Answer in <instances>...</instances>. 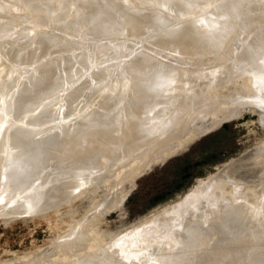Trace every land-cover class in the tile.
I'll use <instances>...</instances> for the list:
<instances>
[{"label": "bare ground", "instance_id": "obj_1", "mask_svg": "<svg viewBox=\"0 0 264 264\" xmlns=\"http://www.w3.org/2000/svg\"><path fill=\"white\" fill-rule=\"evenodd\" d=\"M10 0H0V10H2V11H0L1 12V14H0V17H1V15H3L2 14V12H4L5 14L4 15H6V13H7V15L9 14L8 12H5V11H3V10H5V9H7V10H10L9 8H7L8 7V5H15L14 3L12 4V2H13V0H12V2H11V4H10V2H9ZM21 1V2H20ZM32 1L34 2V3H32ZM36 1V2H35ZM55 1V0H54ZM64 1V0H63ZM65 1H67V0H65ZM65 1L63 2V3H61V1L59 0V3H57L56 2V4H59V5H65L64 3H65ZM79 1V0H78ZM78 1H77V3H78ZM81 1V0H80ZM143 1V0H142ZM142 1H140V2H142ZM145 2H146V4L148 3L149 5L151 4V6H155V7H150V8H152L151 10L149 9V7L147 8V6H146V8H144V10H150L151 11V14H149L148 16L149 17H147V18H145V19H147V20H143V18L140 16V18H138V15H140L139 13H138V15L137 14H135V13H137V12H140V11H143L144 12V10H142V8H140V9H138L137 10V8H135V5H137L138 7L139 6H141V5H144L145 6V4H140V2H139V0L137 1L136 0V2H135V0H82L81 1V3H79V5L78 6H76V8H74V9H72V7H74V5H76L77 3L75 2V0L74 1H72V2H75V4L74 3H69V4H67V6L65 7V9H68L71 5L70 4H72V6L70 7L71 8V10H77V11H75V12H77V14L75 13V12H73V11H71V10H67L70 14H72V15H75L74 16V18H73V20L70 22V23H72V27H74L75 26V24H76V26L77 25H82V23L84 24V26L82 27V28H84V27H86L87 29H85L84 30V32L83 33H85L86 32V30H88V29H95V30H97V32H99V33H101L100 35H98V36H100V38H98L99 39V41H102V40H104V39H106L105 37H104V39H103V37H102V35H104V36H106L107 37V40H106V42L108 41V39L109 38H111L112 39V37L114 36V38H113V40H117V43H118V41H119V39H121L120 37L121 36H119L118 37V35H123L125 38H126V40H134V41H136L135 42V44L136 43H140V46H139V44L137 45H135V47L132 45L131 47H134V48H139L140 47V49L141 50H139V52L141 51V54L143 53V50H149V52H146L145 51V54H142V57H144V55H145V58H143L142 60H140V58H142V57H140V58H138L139 57V55L141 56V54L140 53H134L135 54V56H133V57H135V59L136 58H138V60H140V61H143V62H145L144 61V59H149V58H146V56L148 55H150V57H153V55L155 54V53H159V52H155L154 54H153V52L154 51H152V50H155L156 48L155 47H157V49H156V51L159 49H161L162 47H164L163 49L164 50H160V51H167V52H169L170 50H172V52L174 53V52H177V51H179V52H185V54L187 53V55L185 56V58L186 57H190V58H194L193 56L194 55H191V54H194V53H204L205 51H207V50H209V52H210V54H208L207 52H205V54H207L208 56L209 55H212V57H209V59L210 58H212V59H214V60H210L211 62L213 61H215L214 63L212 62H209V63H211V64H214L213 65V68H211L212 67V65H210L208 62H206L207 64H209V66L210 67H208L207 66V64H206V66L204 65V69H205V67L207 68H211L210 70H212L210 73H212L211 74V76L213 77V80L215 81V82H213V84L211 83L213 80L211 79L210 81H208V79H210L211 77H210V75H209V77L208 78H206L207 77V75H206V77H205V79H207V82H205V83H208V82H210V83H208V84H211V85H207V84H204L205 85V87H203V88H209V92L211 91V89H210V86H212V87H214L215 89H212L213 91L215 90V92H217L218 93V95L219 94H224V95H226V97L224 98V99H222V98H220V97H218L217 96V98H216V96L215 95H213V93H212V95H210V94H208L207 92H205L204 91V93L206 94L205 96H203L204 95V93H202V91L200 92L199 90H197L196 91V89L194 88V87H192L191 86V88H186V89H190V91H191V93L189 92V94L192 96V93L194 92H192V90H193V88L195 89V91L196 92H200L201 93V96L199 95V94H197V93H194V94H197L198 96H195V97H199V98H202V96H203V100L204 101H202L201 99H200V101L198 100V102L197 103H199L200 105L199 106H204L205 105V100L207 101L206 103V105H208L207 106V110H208V108L209 107H212L213 106V103H215V100L213 101V102H211L212 100H213V97H215L217 100L216 101H218L216 104H214L215 106H213L214 108H216V107H218V106H220V105H226L227 107H228V109H229V107H232V109H233V105L235 104V106H237L238 104H236V103H242L244 100L246 101V100H248L250 103V105H252L253 103V105H255V103H256V105L255 106H261V107H259V108H262V109H264V0H255V2L253 1V3H251V0H225L223 3L221 2V1H223V0H219V2H220V4H218L219 2H217L216 0H192V3H193V6H196V4H198V9H199V4H201L200 6V10H199V12L200 11H203V9H202V6L204 7V9L206 10V9H208L207 11H205V12H203V14L200 16V15H198V14H195L193 17L191 16V19H194V18H196L195 16L197 15L198 17L200 16V19L201 20H203L202 22H204L203 24L201 23V21L199 22V20L197 19V24H200L199 26L198 25H196V27H193V29L192 30H190L188 27H189V25H194L193 23H191V24H189V23H187L186 22V25L187 24H189L188 26H186L185 25V22L184 21H188V19H184L183 21H179L180 20V17L178 16V15H176L177 17H175V15H174V13H173V11H171V10H178V11H180L179 9L180 8H184L185 10L187 9V8H189V7H187V5H190L191 4V0L189 1V0H185V2L186 1H188V4L185 6V4L187 3H185V4H183L182 6H184V7H181V4H180V2H179V0H144ZM144 1H143V3H144ZM183 0H181V2H182ZM231 1V2H230ZM9 2V3H8ZM14 2H16V1H14ZM17 2L18 3H16V4H21V5H23L22 4V2L24 3V2H26L29 6L28 7H30L31 9H34L33 7V5L35 4L36 6H35V8L36 9H34V14H36L37 15V12L39 13L40 11V13L41 14H43V13H45V12H47L48 11V7H47V5L51 8L53 5L52 4H54V3H50V2H53L52 0H17ZM135 2V5L133 4ZM178 2H179V5L180 6H178ZM190 2V3H189ZM257 2V3H256ZM26 3H25V6H26ZM37 3H43L42 4V6H44L45 5V8L46 9H44L45 11L43 12L42 10V8H41V4L40 5H38ZM67 3V2H66ZM136 3H139V4H136ZM183 3V2H182ZM221 3H222V6H221ZM224 3H226V6H228L227 4H230L228 7H226L225 9H227V8H232V6H233V8L236 10L237 8V11H236V13L238 12V14H236L237 15V17L239 16L240 17V15L239 14H242L241 15V18H243V20L245 19V18H247L248 19V23L247 24H245V26H246V28H244L243 26H242V22L241 21H243V20H241V18H239V20L240 21H238L237 19H236V17L234 18V16H236V15H233V18L235 19V23H234V21H233V25L234 24H236V26H235V28L234 29H237V31H238V28H240V26H242L240 29H241V31L239 30L238 32V34H237V31L236 30H230V29H228L227 27H229L230 26V24L232 23H230V21L232 20L231 18L232 17H230V18H227L226 17V19L227 20H225L224 19V21H226V22H228L229 20L228 19H230V21L228 22V24H223L220 20H219V18H224L223 16L224 15H222V14H224L225 12L224 11H220V7H221V9H222V7H223V10H224ZM255 3V5L257 6H253L252 4H254ZM74 4V5H73ZM92 4V6H94L93 8L95 9L94 11L95 12H93L92 13V6L90 7L91 8V10H90V8H89V6ZM147 4V5H148ZM51 5V6H50ZM88 5V6H87ZM131 5V7H133V8H135L136 10H132L131 11V9L129 10V9H127V7L128 6H130ZM133 5V6H132ZM148 5V6H149ZM24 6V5H23ZM22 6V7H23ZM25 6H24V8H25ZM125 6H127V7H125ZM9 7H11L12 8V6H9ZM37 7H39L40 9H38ZM54 7V6H53ZM68 7V8H67ZM77 7H78V9H77ZM125 7V8H124ZM191 8H190V12H191V14H193V12H194V9H193V12L191 11L192 10V5L190 6ZM30 8H27V6H26V11L27 12H31V10H30ZM44 8V7H43ZM59 8V7H58ZM58 8H56V6H55V9H57L58 10ZM60 8H62V7H60ZM59 8V9H60ZM196 8H197V6H196ZM231 9V10H233V11H235L234 9ZM254 8H256V9H254ZM257 8H258V10H259V12L260 13H255L256 11H257ZM24 9V10H25ZM27 9H29V10H27ZM42 9V10H41ZM54 9V8H53ZM55 9H54V13L56 14V12H58L57 10L55 11ZM64 9V10H65ZM126 9L128 10V11H126ZM154 9V10H153ZM35 10L37 11V10H39V11H37V12H35ZM47 10V11H46ZM50 10H52V8L50 9ZM49 10V11H50ZM126 12H129V11H131L130 13H128L130 16H129V19H128V16H125V15H128V14H126L125 13V11ZM149 10H148V12H149ZM229 11L230 13L232 12L233 14H235L233 11ZM256 10V11H255ZM48 11V12H49ZM72 13H71V12ZM124 11V12H123ZM134 11H136L135 13H134ZM153 11V12H152ZM177 11V12H178ZM183 11V10H182ZM188 11V12H189ZM10 12V11H9ZM29 12V13H30ZM47 12V13H48ZM60 12H61V14H63L62 16H65V15H67L68 13H66L65 15H64V13L65 12H63L62 13V11H61V9L59 10V14H58V17L56 16V18H59L60 16H61V14H60ZM133 12V14H135L136 15V17L134 16V17H132V18H130L131 17V13ZM146 12V11H145ZM144 12V13H145ZM173 14H172V13ZM186 12H187V10H186ZM195 12H197V10L195 9ZM258 12V11H257ZM46 13V14H47ZM49 13H51V11L49 12ZM74 13V14H73ZM140 13H142V12H140ZM147 13V12H146ZM150 13V12H149ZM176 13V12H175ZM179 13V12H178ZM201 13V12H200ZM31 14H32V17H34V18H36V16L34 15L33 16V12H31ZM31 14H30V17H31ZM41 14H39V15H41ZM54 14V15H55ZM143 14V13H142ZM148 14V13H147ZM188 13H185V11H183L182 12V14L181 15H184L185 17H186V15H187ZM190 14V13H189ZM251 14H253V15H251ZM4 15L2 16V19L3 18H5L4 17ZM10 15V14H9ZM39 15H37V16H39ZM48 15V14H47ZM47 15H45L47 18H48V16L49 15H53V13H51V14H49L48 16ZM60 15V16H59ZM96 15V16H95ZM144 15V14H143ZM146 15V14H145ZM174 15V16H173ZM179 15H180V13H179ZM180 15V16H181ZM221 15V16H220ZM231 15V14H230ZM247 17H246V16ZM43 16H44V14H43ZM61 16V17H62ZM133 16V15H132ZM250 17V19H249V17ZM252 16V17H251ZM7 17H11V16H7ZM13 17V16H12ZM31 17V18H32ZM41 17V16H40ZM51 17V18H50ZM69 17H70V20L72 19V17L71 16H69L68 15V18H66L65 19V17H63L65 20H62V19H58V21H57V19L54 17L53 18V23H54V20L56 19V21L57 22H59L58 24H60L62 21H67L68 22V20H69ZM99 17V18H98ZM127 17V18H126ZM143 17H145V16H143ZM179 17V18H178ZM188 17V16H187ZM201 17H203V18H201ZM245 17V18H244ZM9 18H8V20H9ZM31 18H29L30 20H32ZM46 18V20H50V19H52V16H49V19H47ZM142 18V19H141ZM2 19H0V23H2L1 22V20ZM12 19V18H11ZM10 19V20H11ZM15 19V18H14ZM13 19V20H14ZM38 19V18H37ZM44 19H45V17H44ZM43 19V17L39 20V22L42 20H44ZM99 19V20H98ZM101 19V20H100ZM103 19V20H102ZM4 20H7V18L6 19H4ZM9 20V21H10ZM36 20V19H35ZM35 20H34V22H35ZM45 20V21H46ZM60 20H62V21H60ZM98 20V21H97ZM195 20V19H194ZM193 20V21H194ZM250 20V21H249ZM12 21V20H11ZM16 21V20H15ZM15 21H12V22H14L15 23ZM29 21V20H28ZM51 22H52V20H50ZM101 23H100V22ZM179 21V22H178ZM190 21V20H189ZM238 21V22H237ZM244 21H246V19L244 20ZM30 22V25H29V27H31V26H33L35 23L33 22V20H32V22L31 21H29ZM38 22V21H37ZM38 22V24H39V26H41L42 24L41 23H39ZM44 22V21H43ZM50 23L49 21H46L45 23ZM57 22H55L56 24H57ZM67 22H63L64 24L66 23V26L68 25L67 24ZM250 22V23H249ZM5 22L3 21V24H4ZM9 23V22H8ZM8 23H5L6 25H9ZM18 23H19V21H18ZM20 23H22V22H20ZM19 23V24H20ZM32 23V24H31ZM44 23V24H45ZM77 23H79V24H77ZM81 23V24H80ZM177 23H179V26H180V24L182 25V23H183V27L186 29H188V30H190V31H188V32H190V34L187 36V33L186 32H184V33H186V36L185 35H180V36H178L179 35V33L182 31V34H184L183 33V31H184V28L182 27V29H181V31L179 30L180 28H178V25H177ZM238 23H240L241 25H237ZM245 23V22H244ZM12 24V23H11ZM11 24L9 25V26H11ZM19 24H12V26H14V27H12L13 28V30H15V32L17 31L15 28L16 27H19ZM24 24V23H23ZM26 24V23H25ZM24 24V25H25ZM37 24V23H36ZM41 24V25H40ZM43 24V25H44ZM248 24H249V26H248ZM5 25V26H6ZM15 25H18V26H15ZM21 26H23L24 27V25H22V24H20ZM26 25H28V23L26 24ZM43 25H42V27H39L41 30H42V28L44 29V27H43ZM46 25V24H45ZM49 25V24H48ZM50 25H51V23H50ZM62 25V26H61ZM60 26L61 27H63L64 29H66L67 27L64 25L63 26V24H61ZM177 25V26H176ZM226 25H227V27H226ZM1 26L2 27H4L2 24H1ZM36 25H34L33 27H35ZM52 26H55L54 24L52 25ZM57 26H58V28H59V33H60V31H62V30H60V26L59 25H56L54 28H55V36H53V33L50 35V37H49V33H46V31H45V33L48 35V38H46V41L48 40H50V41H52L51 39H49V38H52L53 40H58L59 39V37H63L65 40L67 39V38H69V36L70 35H72V33L73 32H71L70 30H72V29H70V28H72V27H70V24H69V29L67 28L66 30H68V31H70L71 32V34H69V33H66V31H65V33H64V31L63 32H61V33H63V34H65V35H61V34H59V36H56V34L58 33V31H56V30H58L57 29ZM79 26H77L75 29H77ZM7 27V26H6ZM10 27V28H11ZM23 27H21L22 29H23ZM26 27V26H25ZM66 27V28H65ZM191 27V26H190ZM231 27V26H230ZM229 27V28H230ZM7 28H9V27H7ZM11 28V29H12ZM37 28V30L38 31H36V30H34V29H36ZM36 28H28L27 29V27L25 28L27 31L29 30V32H27V34L29 35V36H31L32 35V33L33 32H37V33H39V28L38 27H36ZM63 28H61V29H63ZM81 28V26L79 27V29ZM4 29H6V28H4ZM30 29H32V30H30ZM63 29V30H64ZM74 29V28H73ZM74 29V30H75ZM226 29H228V30H226ZM1 31H2V28L0 29ZM8 30V29H7ZM12 30V31H13ZM18 30L20 31V29L18 28ZM26 30H23L24 32L26 31ZM83 30V29H82ZM82 30H81V33H82ZM94 30V31H95ZM126 30H129L128 32H129V34H128V32H126ZM9 31V30H8ZM23 31H20V33L21 32H23ZM30 31H32V33H30ZM67 31V32H68ZM73 31V30H72ZM93 31V30H92ZM123 31H125V34H124V32ZM180 31V32H179ZM191 31H193L194 33H197V35H199L200 34V36H199V38L198 37H195L196 35H194L193 36V38L195 37V39L196 38H198V39H200L201 38V32H204L205 33V37H207V39L204 41V39L203 38H205L204 36H202L203 38H201V40H203V43L201 42V43H199V41H201V40H199L198 41V43L199 44H201V45H199L198 46V43L197 42H195L194 44H192V40L191 41H189V40H186V41H184V42H182L185 38H189L190 36H191V33L192 34H194L193 32H191ZM229 31H236V35L234 36V34H233V36L234 37H232V39H233V45H231V41L229 40V38L231 39V36L228 38V45L230 46H228V48H226V47H223L224 46V42H225V40H226V45H227V39H226V37H227V35H228V32ZM23 32V33H24ZM57 32V33H56ZM247 32V34H249L250 35V33L252 32V34H253V32L255 33V36L254 35H252V37H250L252 40H250V38H249V42L247 41V39H248V36H247V38H246V41H245V35H244V33H246ZM2 33V32H1ZM4 33H8L7 31H5ZM4 33H2V35L4 34ZM14 33V32H13ZM16 33H18V31L16 32ZM15 33V34H16ZM26 33V32H25ZM41 33V32H40ZM39 33V34H40ZM79 33V32H78ZM78 33H76V34H78ZM87 33H89L88 34V36H86V37H90L89 35H90V33L92 34V36H94L93 34H95L96 32H91V31H87ZM98 33V34H99ZM199 33V34H198ZM10 34H11V32H10ZM22 34V33H21ZM42 34V33H41ZM41 34H40V36H41ZM44 35V36H41V38L39 37V39H41V40H38L39 41V46L41 45V47L42 46H44V45H42V44H40V41L41 42H43L44 41V37H46L47 35ZM75 34V32L73 33V35ZM127 34H128V36H131V37H129V38H132V39H127ZM229 34L230 35H232L230 32H229ZM2 35H0V36H2ZM5 35V34H4ZM3 35V36H4ZM12 35H14V34H12ZM22 35H25V34H22ZM21 35V36H22ZM28 35H26V37L28 36ZM35 35H38V34H34L33 33V36L35 37ZM43 35V34H42ZM58 35V34H57ZM61 35V36H60ZM68 37H67V36ZM84 35H86V33L84 34ZM127 37H126V36ZM6 37H4V39H8V37H10V36H8V35H5ZM33 36H31V37H33ZM75 36H78V35H74V38L75 39H77V40H75L74 42H75V44H76V46L77 47H79V49L77 50V49H70L69 48V45H71V46H74L73 44V42H71L72 44H69V42H70V38H72V37H70L69 38V42H68V51L67 52H69V51H71V55L69 54V53H67L66 52V49H65V51H64V49H62V46H61V44L63 45L64 43H62V37L60 38L61 39V41H60V39H59V41L61 42L60 44L58 43V41H57V43L55 42V41H53V42H55L54 44H55V47H53L52 45H50L51 44V42L48 44V45H45L46 47L48 46H50V50H53V48L54 49H56L57 47H61L60 48V50L62 49L65 53H67V54H69V55H67V54H65L64 52V54L66 55V57L67 56H69L68 58H73V59H71L70 61H71V64L69 63V64H67L66 62H70L69 60H68V58H67V60L68 61H66V57H64L63 55H62V50H61V52L59 53L58 51H60V50H58L57 49V52H54L55 50H53V52L56 54V56L58 55V54H60V55H62V56H59V57H61V59L60 60H63V63H62V61H56L59 65L57 66V64H56V67L54 66V63H52V62H55V61H53L54 60V58L56 57H54L53 58V60H51V61H49L51 58H52V56H50V55H53L54 53L52 52V53H50V52H48V49L49 48H47V49H45V51H47L48 53H49V55L47 54V56L49 57V59H48V57L46 56V54L44 53L45 51L43 50V54L40 52L41 51V49L38 51V53L40 54L41 53V55H45L46 57H47V59H46V57H45V59L43 58V56H41V55H39V57H42V58H40V61H42L41 63L42 64H40V62H39V59H38V61H36V62H33L32 63V65L30 66V72H31V74H33L32 76V78H31V81L29 80L30 78H28V79H26L27 77H30V75H28V73H30L28 70L29 69H26V67L27 66H23V64H25L26 63V65H28L27 64V62H30L31 60H33L34 61V59L36 58V57H38L37 56V54L38 53H36L37 52V50H35L36 49V47H35V49L33 48L34 46H38V44L36 43V39L33 37V39H35V40H33V41H35V44H37V45H34L33 43H32V45H30L29 44V46H32V47H30V49L31 48H33L32 50H35V51H33L32 53H33V56H35V58L33 59H29L30 57L28 56V59H29V61H27L28 59H25L24 57V59L26 60V62H25V60L22 58V56H21V53H22V50L24 49L25 51H27L28 50V48H26V47H28V41H30V42H32V38L31 39H29V38H27L26 39V44H27V46H25V48H24V46L23 45H25V43L22 45L21 43H23L24 42V40H23V42H19L17 45L16 44H14V43H17V42H14L16 39H15V37H13V39H14V41H13V39H12V41L14 42L13 44H12V46L14 47H12L11 46V44L10 45H8L9 47L11 46L12 48H13V50H16V48L17 47H19V44H21V46L23 47H21V49L22 50H20V54H17V52L15 53L13 50H11V51H13V54H12V52L9 50H7V48L5 47V49L3 48V47H1V45L3 44L2 42L4 41V39H2L1 38V40H0V42L2 43L1 45H0V49L2 48V50L4 51V50H6V53H5V51H4V53L6 54V56H8L10 53L9 52H11V54L9 55V58H7V61H9V63L7 62V61H5V58H6V56L5 57H2V59H4L3 61L2 60H0L1 61V63H3L4 65H6L5 64V62L6 63H8L9 65H11V66H8L7 68H12L13 70H15L14 72L16 73V71H17V74H16V77L18 78L20 75L18 74V73H20L21 72V74L22 73H24L25 74V70L24 69H26L27 71V74H25V75H28V76H26V80H27V84L29 83L28 82V80L30 81V83L28 84V86H25L24 85V83L26 82V80H25V82L24 81H22L20 78V82H23L22 84L24 85H22L21 83V85L23 86V87H25L24 89H23V91L21 90V89H19L20 87H22L20 84H16V83H18L17 82V79H16V81H14V79H15V77H14V75H15V73H14V75L12 74V76H13V78H12V76L10 77V78H12V80H13V83H12V85L13 84H15L16 86H18V88H15V86L13 85V87L12 88H15L17 91H18V89L20 90L19 91V94H18V96H19V98H17V100L18 99H20V101L22 102V100H21V97H22V99L24 98V99H26V97H28V99H26V101L27 100H30L31 98H29V96H30V94H32V96L33 97H35L36 98V96L38 97V95H39V98H40V100L43 98L44 100H41L42 101V103L43 102H45V103H43L44 104V107H42V103H41V101L39 100L38 101V99L39 98H34L35 99V102L36 101H38V102H40V105H41V107L42 108H44V110H45V104H48L49 105V111H48V113H47V111L45 112V111H43V112H41L42 114H44V115H46V113L48 114V116L49 115H51L52 113L50 112V111H52L53 109H55V106H56V104H57V106L60 104L61 105V107H60V105H59V107L61 108V111H62V109H64V108H66V107H70L69 108V110H68V108H67V110L68 111H70V110H73L72 111V114L73 115H77L76 117H74V118H79L80 120H82V121H84L85 119V122L86 121H88V123H86L87 125H85V123H80V125L82 126L83 124L85 125V127H84V125H83V127H81V126H77L78 125V119H76V121H78L77 123H74V125L72 124L71 126H74L73 128H75V127H78V130H73V132H72V129H70L71 131L70 132H72V134L73 135H75V136H73L72 134L70 135V134H68V135H70V136H72L71 138L70 137H68L67 135V138H64V134H65V132H66V129H67V127L64 129V127L67 125V126H69L70 124H71V122H73L75 119L74 118H71L72 116H70V118H71V120H73V121H67V120H69V119H67L68 118V114L69 113H71V112H68L67 114H63L62 112L65 110H63L62 112L61 111H59L60 113H61V116H59V119H60V122H61V124L62 125H64L65 124V122H68L69 123V125L66 123L65 124V126H61L62 127V129H64L63 130V132L62 133H64V134H62L60 131H58V129H57V132H59V134L56 132V134L57 135H59V138H64L66 141H64L63 139H61L62 141H64V142H67L66 143V145H62V144H60V145H62V146H59V145H52L51 143H53L54 144V142H55V144H56V142L57 143H60L59 142V140H57L56 141V139L58 138H56L55 136V140H54V138L53 139H50V142H45V141H47V136H48V132H47V136H46V140L44 139V142H43V138L41 139L38 135H40V133L42 134L43 133V135L42 136H44V132L46 131V130H48L50 127L48 126L49 124H51V122H46L43 118H42V116H41V118L43 119V122H42V119L40 120L41 121V124L43 123L44 124V126H45V131H43L44 129L42 128L43 126L40 124V121L39 120H37V121H39V122H35V120H36V118L32 115V113H36L37 112V107H38V105H37V107L35 106H33V105H31V104H34V105H36V103H34V101H33V98H32V100H30L31 102H28L29 104L27 105L29 108H30V106H33L35 109L33 110V111H36V112H31L30 113V111H27V112H29V114H27V113H25L26 115L24 116V111L26 110V108H27V106H26V103L23 101V103L24 104H22V105H25V107L24 106H22V105H20V104H17V102L19 103L20 101L18 100H16V98H14V96L16 97V93L14 92V89H12L10 86L8 87V85L7 84H5V83H7V82H3L4 83V85L2 84V83H0V84H2V85H0V86H5L4 88H6L7 89V87L9 88V89H7V90H9L10 91V89H12V91H11V93H5V94H8L7 96H5L6 98H8L9 96H11L10 98V100H12V101H10V100H8V99H6V98H3L4 100L6 99V102H5V104H4V102H2V104L0 103V105H2V106H4V105H6V106H4L5 108L7 107V101H9V102H13L14 101V99H15V101L13 102L14 104H17L14 108H15V110L13 111L12 110V106H9L8 107V109H7V112L6 111H4L5 109L2 107V109L0 108V110H2L1 111V114H0V142H1V140H3L4 142H9L10 141V139L11 138H9L8 136H4V137H6V139H7V137L9 138V140H7V141H5L6 139H4L3 138V135L5 134V132H8V135L10 136V132H11V126H13V120H14V118L16 117V115H18V117H22L21 115L23 114V116H24V118L22 119V118H19L18 119V117H16L15 119L16 120H14V121H16L17 123H18V120H19V123H20V127L21 126H23V127H21V128H19V129H21L23 132L24 131H26V130H28V131H26L27 133L28 132H30V129L32 130L33 128L32 127H34L33 125H35L36 126V124H38V128H40L41 127V129H42V131H41V129L39 130V131H41L40 133H39V131L38 130H35V129H37V127L36 128H34L33 129V131L34 132H32V133H34L35 134V131H37L36 133L38 134L37 136L40 138V141L39 142H43V143H31V145H33V147H32V149H30L31 148V145H29V143H27V141H25L24 143H27L29 146H30V148L27 146V144L25 145L24 143H21L22 141V139L20 138V135H18L19 136V139H21L20 141L21 142H19V140L17 141V142H15V143H18V145H19V143H21L20 145L21 146H19V147H21L22 148V150L21 151H23V147H22V145H25L26 147H24V148H27L28 147V150L30 151H27V150H25V151H23L24 153V155H25V153L26 152H28V154H26L25 156H23V155H21V156H19V153L20 152H18L19 150L17 149V148H14V144L15 143H13L11 146V148L14 150V149H16V153H18V155L17 154H15L14 155V158H15V160H16V158L17 157H15V156H18L19 158H17V160L15 161L14 160V158H13V155H12V158H13V160L14 161H12V159H11V161L9 160V158L7 157L8 156V154L10 153V157H11V153H13V152H11V150L12 149H10L9 150V147H10V144H11V142L13 141V138L18 134L17 132H18V129L16 128V126L15 125H19V124H17L16 122H15V129H17V134L15 135V133L14 134H12V141L10 142V144H9V146L7 147L6 146V144L4 143V145L8 148V150L6 149V147L3 145V143L0 145V147H1V149L3 148V146H4V148L5 149H2V153H5L6 154V150H7V154L6 155H3L1 152H0V154H2V157H4L5 156V158H6V162L8 163H6V165L8 166V165H10V166H8V168L10 167V169L11 170H9V174H8V178H10L11 180H13V182H14V180L16 179V177H17V179H18V176L19 175H21L22 174V176H21V178H22V180H23V178L25 177V178H27L26 176H24L23 177V174L25 173V171L27 172L26 174H28V173H31L32 171L30 170L31 168H33V169H36V168H34L35 167V161H36V163H37V160H38V164L39 163H42L43 162V164L44 163H46V161L44 162V158H46V160H48V161H51L52 159V161L54 162V160L56 161V162H61L62 160L63 161H65V160H67V152H68V156L70 157V152H73V154L74 153H77L76 151L79 149V147H80V150L79 151H83V149H86L87 148V150H88V148L90 147V146H92V145H89V143H91V144H93V145H95L94 143L96 142H94V140H95V138H96V136L98 137V135H99V138H100V140H101V137H102V140H103V143L104 142H107V144L109 145V143H112L113 142V144H112V146L111 145H109V146H111V147H113L114 146V148H117V152H115L116 154L114 155V149L112 150V152H113V155H112V153H111V151H110V153H108V155H112L113 157H111V159L112 158H116V156H118L117 158H121V157H125L124 155V153L122 154L123 156H120L119 154H121V153H119L118 152V150L120 149V150H122L120 147H121V145H119V144H122V142L120 143L119 142V139H120V137L123 139V135H124V132H123V134L121 133L122 132V130L120 131L119 129H118V127H119V125L120 124H123L122 125V128H123V130H124V128H125V135L127 136V137H125L124 136V138L126 139V138H131V139H133V140H135V141H137V142H139L138 140H141V139H146L147 138V136L149 135V131L150 130H153V128L151 129L150 128V130H149V127H150V122H152V125H153V123L155 124V125H153L154 126V132H152V131H150V132H152V133H150V135H152L153 133H158V131H160L158 134H157V136H160L161 137V135L163 134V136L162 137H164V134L166 133V129H167V125L169 124L171 127H172V125H174V123L177 121V119L178 118H180V117H178V115L181 113V115H182V117L183 116H185L183 119H185V120H183V122L184 123H187L188 121H190L191 119L194 121V120H196V118H198V116L199 115H197L198 114V112H196V111H194L195 109H193L194 108V105L196 104L195 102V104L192 102V100H193V98L195 99V97H193L192 99H190L191 100V104L193 105H191V104H189V103H187V104H185V105H187L188 106V108H187V106H185L183 103L185 102V101H183V99H184V95H185V93L188 95V93L187 92H185L184 93V95H183V90H185L184 89V87L183 86H185V85H183L182 86V83H181V81H183V80H178V78L181 76H179L178 74V71H182V75L184 76V79L187 81V80H189L190 79V81H187L188 83L187 84H189V82H191L190 84L191 85H193L194 86V84H195V82L197 83V81L200 79L202 82H203V77H202V79H201V72H202V70L204 71V69H202V68H198L197 67V64H196V61H197V63L199 62L198 60H195L194 62V64H193V66H189L188 65V62L185 60V62H181L182 60H184L185 58L184 57H182V55H181V53H178L177 52V55L178 54H180L179 56H181L182 57V60H181V57L179 58V62H178V58H177V55L175 54V56H173L174 54H172V52H169L174 58H172V59H170V58H168V56L170 55V54H167V56L165 55V53H167V52H163L164 54H163V56L161 55L160 56V54L158 55V56H156V55H154V57L157 59L156 61H154V60H152L151 62H153V64L151 63V65L150 66H146V64H144L143 62L142 63H140V64H138L140 61H138V63L137 62H134V60L132 61V62H134V64L135 65H131L132 64V62L130 63L129 62V66L131 65L132 66V68H133V70H132V68H131V66L130 67H128V62H127V64H125V66H123L124 65V63H126V61H129V59L131 58L132 59V57L130 56V55H132V54H130L129 53V58H128V56H126L127 54H128V52H130L131 51V53H132V48L130 47V46H127L128 44L130 45V43H128L129 41H126L125 42V40H124V38H123V36H122V39H123V43H126V44H124V45H126L127 47H125V49L126 48H128V47H130V51L128 50L127 52H122V50L124 49V45L122 46L121 45V49L119 48L120 46H118L117 47V49H118V51L121 53V54H125L126 53V55H124V56H126L125 57V60H123V57H120V56H116L117 54V49H116V47H114V50H112L113 51V53H115V49H116V53H115V56H113L114 57V59L115 58H117V60H118V58H119V60H121V62H122V60H123V68L125 69V71L124 72H122V73H124L125 74V72L128 70V74H127V76L129 77H125L122 73H121V71H122V66H121V64H120V66H119V63H118V66H117V62H113V60L114 59H112L111 60V58L109 57V59L114 63V64H112L111 62H109V66H105V64L106 65H108V62H106V63H104L105 62V60H103V57H100L102 60H103V62L101 61L100 62V60L98 61L97 59V57L96 56H98V55H101L100 54V50L99 51H97V52H99V54L98 53H96V54H98V55H95V51L93 50V49H87V50H84V49H82V46H80V40H82V37H80V36H82V34L80 35L79 34V38H81V39H79L78 37L76 38ZM91 36V37H92ZM108 36H109V38H108ZM182 36V39H183V37H185L182 41H181V37ZM251 36V35H250ZM54 37H56V38H58V39H54ZM66 37V38H65ZM83 37H85V36H83ZM85 37V38H86ZM96 39H97V35H95L94 36ZM93 37V38H94ZM117 38H119V39H117ZM29 39V40H28ZM63 39V40H64ZM192 39V38H191ZM197 39V40H198ZM21 40V41H22ZM43 40V41H42ZM111 41V42H114L115 43V41ZM7 41V40H6ZM11 41V40H10ZM10 41H9V39H8V41L7 42H9L10 43ZM46 41H44L43 43L44 44H47L48 43V41L46 42ZM68 41V40H67ZM105 41V40H104ZM133 41V42H134ZM194 41H196V40H194ZM193 41V42H194ZM6 42V44H9V43H7ZM29 42V43H30ZM65 43H66V41H64ZM120 42H122V40L120 41ZM119 42V44H121ZM133 42L131 43V44H133ZM188 42V43H187ZM191 42V43H190ZM229 42H231L230 44H229ZM128 43V44H127ZM197 43V44H196ZM222 43H223V45H222ZM53 44V43H52ZM53 44V45H54ZM5 45V44H4ZM65 45H67V44H65ZM116 46H117V44H115ZM153 45H155V46H153ZM157 45V46H156ZM198 47H197V46ZM246 45V46H245ZM17 46V47H16ZM57 46V47H56ZM138 46V47H137ZM142 46V47H141ZM152 46L155 48H152ZM159 46V47H158ZM161 46V47H160ZM246 48H245V47ZM10 47V48H11ZM20 47H19V49H20ZM46 47H42V48H46ZM51 47H53V48H51ZM66 47V48H67ZM75 47V46H74ZM73 47V48H74ZM76 47V48H77ZM123 47V48H122ZM143 47L145 48V49H143ZM241 47H244L245 48V51H243L242 49H244V48H241ZM9 48V49H10ZM39 48V47H38ZM167 48V49H166ZM170 50H169V49ZM222 48H225V49H222ZM19 49L17 48V51H19ZM27 49V50H26ZM136 49V50H137ZM239 49H241L242 50V53H241V51H239ZM1 50V51H2ZM103 50V49H102ZM121 50V51H120ZM127 50V49H126ZM134 50V49H133ZM135 50V51H136ZM158 50V51H159ZM7 51H8V53H7ZM25 51L23 52V55H24V53H25ZM152 51V52H151ZM204 51V52H203ZM240 52V53H238L237 54V52ZM28 52H29V50H28ZM27 52V53H28ZM35 52V53H34ZM134 52V51H133ZM162 52H161V54H162ZM182 52V53H183ZM2 53V52H1ZM1 53H0V55H1ZM14 53H15V55L17 54V55H20L19 57L20 58H22L23 59V62H25V63H23V62H20V61H18V59L16 60V62H19L20 64L19 65H21L22 64V66H20L22 69H21V71H19L20 70V68H19V65L17 66V65H15V64H13V60H15V55H14ZM58 53V54H57ZM101 53H103L104 54V52H102L101 51ZM190 55H189V54ZM4 54V55H5ZM8 54V55H7ZM26 54V53H25ZM29 54V53H28ZM36 54V55H35ZM54 54V55H55ZM119 54V53H118ZM137 54H138V56H137ZM153 54V55H152ZM184 54V53H183ZM184 54V55H185ZM227 54H229L230 55V60H229V63H230V61H231V65L229 64V66H227V63L225 64V59L223 60V58H225V56L227 55ZM243 54V55H242ZM3 55V54H2ZM3 55V56H4ZM12 55H14V59H13V57H12ZM27 55V54H26ZM30 56H31V53L29 54ZM95 55V56H94ZM170 55V56H171ZM189 55V56H188ZM201 55H204V54H198V55H196L197 56V58L198 59H200V57L199 56H201ZM225 55V56H224ZM240 55H242V56H244L245 57V55H246V59L247 60H245V58L244 59H242L243 57L242 56H240ZM160 56V57H159ZM169 56V57H170ZM192 56V57H191ZM19 57H16V58H19ZM26 58H27V56H25ZM59 57H57V58H59ZM97 59H96V58ZM159 57V58H158ZM167 57V58H166ZM203 57V59L205 60V58H206V56L204 55V56H201V58ZM57 58H56V60H57ZM63 58V59H62ZM64 58H65V60H64ZM126 58H128V60L126 59ZM177 58V59H176ZM184 58V59H183ZM189 58V59H190ZM197 58H194V59H197ZM208 58V57H207ZM241 58V59H240ZM13 59V60H12ZM22 59H21V61H22ZM48 60L49 62H51L50 64H52V65H48L49 64V62L48 61H45L44 63H43V60ZM131 59H130V61H131ZM134 59V58H133ZM187 60H189L188 58H186ZM203 59H201V62H202V60ZM10 60H12V63L10 64ZM116 60V61H117ZM151 59H149V61H150ZM66 61V62H65ZM107 61V60H106ZM137 61V60H136ZM147 62H145V63H147L148 64V60H146ZM209 61V60H208ZM32 62V61H31ZM39 62V63H38ZM46 62H48V63H46ZM55 62V63H56ZM64 62L66 63V64H64ZM155 62V63H154ZM157 62V63H156ZM159 62V63H158ZM187 62V63H186ZM227 62V61H226ZM47 65H46V64ZM183 63V64H182ZM17 64V63H16ZM36 64H38V65H36ZM182 64V65H181ZM185 64H187L189 67H184V65ZM191 64V63H190ZM203 64H205L204 62H202V64H200L199 65V67H202L203 66ZM1 65V64H0ZM4 65H1V67H5ZM46 65V66H45ZM104 65V66H103ZM144 65V66H143ZM192 65V64H191ZM48 66L53 70L54 68H52L53 66L55 67V69L51 72L50 70V68H48ZM114 66V67H113ZM116 66H117V68H116ZM126 66L131 70V71H134V72H132V74L134 73V76L135 77H133V75L129 72V69L128 68H126ZM223 66V68L221 69V67ZM0 67V73H3L1 70H3L2 68ZM24 67V68H23ZM29 67V66H28ZM121 69H120V68ZM225 67V68H224ZM50 69V70H48V69ZM119 68V69H118ZM208 68H207V70H208ZM19 69V70H18ZM119 70L118 72H115V73H117L116 75L114 74V76H115V80L113 81L114 83H112L111 81L114 79V78H112V74H113V71H116V70ZM127 69V70H126ZM9 69H6V67H5V72H8V74H9V76H10V73L9 72H11V71H13V70H11V71H8ZM22 70H24L23 72H22ZM207 70H205L208 74H209V71H207ZM54 71H56L55 72V75H50V74H53V72ZM137 71V72H136ZM180 71V72H181ZM201 71V72H200ZM204 71V72H205ZM228 73H227V72ZM139 72V73H138ZM12 73V72H11ZM111 75H110V74ZM140 73H142L141 75L143 76V74L145 75V77L147 76V78L145 79V77L143 76V78H139V77H141V75H140ZM203 73V72H202ZM4 74V73H3ZM7 74V75H8ZM125 74V75H126ZM135 74H138V75H135ZM147 74V75H146ZM149 74H150V76H149ZM181 74V73H180ZM201 74V75H200ZM224 74L226 75V74H229V76H225V77H227L226 78V82H224V83H222L223 84V88L222 87H220V88H216L217 87V83L219 82L218 80H219V78H221V76H223L224 77ZM1 76H2V74H0ZM5 75H6V73H5ZM17 75H19V76H17ZM111 76V78H112V80L111 79H109L108 77H110ZM130 75H131V78H130ZM140 75V76H139ZM174 75H178L179 77L178 78H176L177 76H175L174 77ZM204 75V76H205ZM0 76V78H2ZM8 76V77H9ZM124 78H123V77ZM137 76V77H136ZM139 76V77H138ZM148 76L152 79V80H154L155 81V87L153 86V84H154V81L153 82H151L152 80L150 79V78H148ZM4 77V76H3ZM21 77L22 78H24L23 77V75H21ZM52 77V78H51ZM136 78V81H134V80H132L133 82V86L134 87H132V83L129 85V86H131L132 88H129V86H128V84H126L128 87L127 88H129V89H127V90H125V88H126V86H125V82H127L128 81V79L129 80H131V79H133V78ZM190 77V78H189ZM7 78V77H6ZM5 78V79H6ZM128 78V79H127ZM178 80V81H176V82H178V83H181V86H177V84H176V87H175V81L173 82L174 84H173V86L171 85V87H173L172 88V90L171 91H173L172 93H173V95L174 94H176L177 95V91H179L180 93H181V90H180V88L182 89V93H181V95H180V93H178V98H179V95L180 96H182V98L183 99H181L182 101H183V103H181V104H183V108L182 107H180V103L178 102V101H176V100H178V98L176 97H174V99H173V97H172V95H171V93L169 92V90H168V87L170 86L169 85V83H172V81L173 80ZM127 79V81H123V80H126ZM143 80L142 82H144L145 80H151L150 82L148 81L147 83H148V86L150 87V89L149 88H147L146 86H147V84H146V86H144L143 88H145L146 87V89H148V91H146V89H145V91H143L142 90V86H143V84H142V82H137V81H141V80ZM145 79V80H144ZM180 79V78H179ZM182 79H183V77H182ZM223 79V78H222ZM1 80V82H2V79H0ZM8 80V84H9V82H12V80L10 81L9 80V78L7 79ZM4 81V80H3ZM19 81V80H18ZM180 81V82H179ZM204 81H206V80H204ZM15 82V83H14ZM47 82H50V83H47ZM123 82H124V84H123ZM135 82H137L136 84L137 85H139L140 83L142 84V86L141 87H135ZM202 82H201V86H204L203 84H202ZM45 83H47V85L48 84H50V85H48V88L47 89H43V88H41L42 89V92H40V89L38 90V91H36V89L35 88H38V87H41L42 85H43V87H44V84ZM149 83H153V84H149ZM184 83H186L185 81H184ZM183 83V84H184ZM193 83V84H192ZM140 84V85H141ZM198 84H199V82H198ZM197 84V85H198ZM11 85V84H10ZM136 85V86H137ZM145 85V84H144ZM178 85H180V84H178ZM196 85V84H195ZM196 85V86H197ZM206 85H207V87H206ZM219 85L221 86V82H219ZM101 87L102 89V92L100 93V92H98V89H97V91H95V89L97 88V87ZM123 86H125V88L123 87ZM187 86V85H186ZM189 86V85H188ZM195 86V87H196ZM29 87H31V88H29ZM171 87L169 88V89H171ZM177 88V87H179V89H177L176 90V92H175V88ZM183 87V88H182ZM190 87V86H189ZM198 87V86H197ZM200 87V86H199ZM27 88H29V90L30 89H32L31 90V92H33L34 90L33 89H35V91L36 92H33V93H31L30 91H29V96H25V91H27L28 89ZM137 88L139 89H141L142 90V92H140V89L138 90V93L140 92L141 94H138V95H135V93H137V92H135L134 94H133V90L134 89H136L137 90ZM203 88H202V90H203ZM5 89V90H6ZM27 89V90H26ZM131 89H132V91H131ZM199 89V88H198ZM1 90H4L3 88L2 89H0V91ZM7 90H6V92H7ZM94 90V92L95 93H100L99 94V98H98V94L96 95V94H94V92H92ZM129 90V91H128ZM100 91V90H99ZM167 91H168V93L170 94V98H172V99H169L168 98V94H167ZM2 92H4V91H1V93ZM12 92L13 93H15L14 95H13V97H12V95H10V94H12ZM21 92V93H20ZM28 92V91H27ZM26 92V93H27ZM35 93L36 94H38V95H36V96H34L35 95ZM94 94L93 96L95 97L96 96V98L99 100L98 101V103H99V105L98 104H96V106H95V103L97 102V99L96 100H94L93 98V100L91 99V94ZM211 93V92H210ZM4 93H2L1 95H3ZM21 94H23L22 96H21ZM88 94H90L89 96H90V99L88 98V100H91V101H96L95 103H94V105L93 106H95V108L97 107V109H102V107H106L107 108V112H104V115L102 116L101 114L99 115V112H97V111H99V110H95V108H94V110L92 109V103L93 102H91V101H88L87 99H85L86 97H89L88 96ZM193 94V95H194ZM203 94V95H202ZM207 94H208V96L210 95V96H212L211 97V101H209V103H208V98H210V96L209 97H207ZM0 95V98H2L3 96H1ZM165 95H167V97L165 96ZM224 95H222V96H224ZM17 96V97H18ZM31 96V97H32ZM86 96V97H85ZM189 96V95H188ZM219 96H221V95H219ZM45 97H48V99H50V98H52V99H50V100H52V102L54 101V104H52L53 106H51L49 103H47V102H49L48 100H46L45 99ZM50 97V98H49ZM82 99V104L81 103H79V104H76V106H72V103L71 102H73V100L74 101H76L77 99H79L80 100V98ZM190 97V96H189ZM207 97V98H206ZM13 98V99H12ZM198 98V99H199ZM204 98H206V99H204ZM214 98V99H215ZM76 99V100H75ZM84 99V100H83ZM180 99H179V101H180ZM208 99V100H207ZM220 99H222V100H220ZM55 100L57 101V102H55ZM189 100V98H187V102L188 101H190ZM196 100H197V98H196ZM241 100V101H240ZM254 102H253V101ZM33 101V102H32ZM81 101V100H80ZM194 101V100H193ZM201 101H202V103H201ZM247 101V102H248ZM253 103H252V102ZM1 102V101H0ZM91 103V104H88V103ZM117 102V103H116ZM177 102L179 103V105L177 104ZM181 102V101H180ZM75 103V102H74ZM73 103V104H74ZM76 103H78V102H76ZM120 103V104H119ZM186 103V102H185ZM212 103V105H210ZM244 103V102H243ZM246 103V102H245ZM252 103V104H251ZM202 104V105H201ZM247 104V103H246ZM11 105H13L12 103H11ZM19 105V106H18ZM64 107H63V106ZM65 105H66V107H65ZM89 105V106H88ZM157 105V106H156ZM159 105L161 106L162 105V107H164V108H166L167 107V110H168V108H169V110L171 111V113H170V111H169V113L170 114H172V118L173 119H176V120H170L171 118V115L169 114V113H167L165 116H168V115H170V117H167L168 118V120H166L165 118L164 119H161V117L165 114L164 112L166 111V109H164L163 108V113L164 114H161L160 112H161V109L162 108H159ZM205 105V106H206ZM210 105V106H209ZM243 105H245V104H243ZM14 106V105H13ZM21 106L23 107V109L21 108ZM47 106V105H46ZM91 106V107H90ZM154 106V107H153ZM185 106V107H184ZM191 106L193 107V108H191ZM196 106V105H195ZM202 106V107H203ZM204 106V108H206ZM241 106V105H240ZM33 107L32 108H30L29 110H32L33 109ZM63 107V108H62ZM89 107V108H88ZM150 107H152L153 108V111H152V108H151V112L154 114H152V113H150V114H152L151 116H150V118H152L153 116H156V117H160V119H158V123H157V121H156V123H155V120H157V119H154V122H153V119L152 120H150V122L148 123V121H149V119L150 118H148V115H149V112H150V110L147 112V108H149L150 109ZM156 107L158 108V109H160V111L157 109L156 111H157V115H158V111H159V114H161V115H155L156 114V112H154L155 111V109H156ZM195 112H192V110L190 109V108ZM197 107H198V105H197ZM197 107H195L196 109H198V110H203V109H200V108H197ZM227 107H226V109H227ZM238 107V106H237ZM13 111H10V109ZM18 108H19V110L21 109V111L23 112H21V111H19V112H21V114L19 115V113L17 114L16 113V115H15V113L14 112H18ZM105 108V109H106ZM145 108L147 109L146 110V112H147V114H145L146 112L145 111H143V110H145ZM236 108V107H235ZM25 109V110H24ZM28 109V108H27ZM39 109V108H38ZM47 109V108H46ZM212 109V108H211ZM211 109H209V110H211ZM225 109V108H224ZM225 109V111H227ZM9 110V111H8ZM40 110V109H39ZM48 110V109H47ZM104 110V109H103ZM220 110V109H219ZM230 110V109H229ZM42 111V110H41ZM54 112H55V110H53ZM52 111V112H53ZM57 111V110H56ZM199 111V112H200ZM206 110H204L203 111V113L205 112ZM224 111V110H223ZM233 111L234 110H232V112L231 111H229L230 113H233ZM253 111H254V109H253ZM260 111V110H259ZM262 111H264V110H262ZM262 111H260L261 113H262ZM8 112L10 113L9 115H8ZM11 112L12 113H14V114H12V115H14V116H12L11 115ZM38 112H40V111H38ZM51 114H50V113ZM59 112H58V115H60L59 114ZM143 112H145V113H143ZM168 112V111H167ZM207 112V111H206ZM205 112V113H206ZM228 112V111H227ZM226 112V114H228V115H230L231 116V114H229V112L227 113ZM57 113V112H56ZM55 113V115H56V117H57V114ZM64 113H65V111H64ZM144 114V116H142L143 114ZM177 113V115H175ZM179 113V114H178ZM183 113V114H182ZM201 114H203L202 113V111L200 112ZM218 113H220L219 111H218ZM221 113H224V112H221ZM259 113V112H258ZM264 113V112H263ZM37 114V113H36ZM35 114V115H36ZM102 114H103V112H102ZM197 115V117L196 118H194V116L195 115ZM212 114V113H211ZM225 114V113H224ZM225 114V116L227 117V115ZM29 115V116H28ZM37 115H40V114H37ZM36 115V116H37ZM64 117H63V116ZM66 115H67V118H66ZM70 115V114H69ZM210 115V114H209ZM213 115V114H212ZM261 115V114H260ZM26 116H28L27 118H28V120H30L29 122L27 121V123H29L30 125H28L25 121L26 120H24L25 119V117ZM48 116H46L47 118H48ZM115 116H116V118H115ZM118 116V117H117ZM174 116H177V117H175L174 118ZM262 116H263V114H262ZM10 117H13V118H11V119H13L12 121L10 120ZM31 117V118H30ZM37 117H39V116H37ZM44 117V116H43ZM45 117V119H47ZM144 117V118H143ZM155 117V118H156ZM164 117V116H163ZM193 117V118H192ZM217 117V116H216ZM215 117V118H216ZM221 117H223V114L221 115ZM264 117V116H263ZM26 118V119H27ZM35 118V119H34ZM53 119L55 118L54 116L52 117ZM61 118H62V121H61ZM66 119V120H63V119ZM224 118V117H223ZM222 118V119H223ZM20 119L22 120V122L20 121ZM51 118H49L48 120H50ZM58 119V118H57ZM56 119V120H57ZM143 119V120H142ZM189 119V120H188ZM210 119V118H209ZM262 119V118H261ZM264 119V118H263ZM55 119L53 120V122H54V124H56V121ZM141 120L144 122H141ZM147 121V123H148V128H146L147 127V125H144V124H146L145 122ZM165 120V121H164ZM180 120H181V118H180ZM180 120H178V121H180ZM188 120V121H187ZM191 120V121H192ZM202 120V119H201ZM201 120H199L200 122H201ZM204 120V119H203ZM213 121L215 120L214 118L212 119ZM210 121V120H208L209 121V123H208V121H207V123L208 124H210V122H213V121ZM12 122L11 124L12 125H8L7 123L8 122ZM34 121V122H33ZM44 121H45V123H44ZM56 121V122H55ZM63 121H65L64 123H63ZM81 121V122H82ZM177 121V123L175 124V130H173L172 131V136L171 137H173V135L174 134H178V136L179 135H181L182 136V133L180 132V131H182L183 130V128H186V129H189L190 130V128H187V127H189V126H191V125H188L187 126V124H186V126L187 127H185V125H183L184 123H182V121L181 122H178ZM186 121V122H185ZM205 121H206V119H205ZM204 121V122H205ZM219 121H220V119H219ZM219 121H217V119H216V121H214L211 125H209V126H206V127H204V125H206V124H204L203 125V127L202 128H198L199 130H195L196 132H193V133H191V134H189L188 133V135H186L185 134V136L186 137H184L183 136V138H180L179 139V141H177L176 143H175V145H176V148H173L172 149V147L169 149V150H167V151H164V148H162L161 147V149H162V151H164L163 152V154H164V156H163V158H162V156L160 157V158H162L163 159V161L166 159V158H168V157H171V156H173V155H175V153L177 152V151H179V150H187V147L191 144V143H193V141H195L196 139H198L200 136H202L205 132H207L209 129H211L212 127H214ZM9 122V123H10ZM23 122H25V124H23ZM58 122H59V120H58ZM59 122V123H60ZM75 122V121H74ZM170 122H172L171 124H170ZM34 123H36V124H34ZM49 123V124H48ZM58 123V124H59ZM180 123H182L181 125H183V126H181L180 125V127L182 128V130H179V132L178 133H176L177 131H176V128H178L179 126H177V124L179 125ZM189 123V122H188ZM196 123V122H195ZM6 124V125H5ZM33 124V125H32ZM40 124V125H39ZM47 124V125H46ZM60 124V125H61ZM75 124H77V125H75ZM141 124H143L144 126H145V129H148V131L146 130L145 131V129H144V127H142V125ZM163 124H165L166 125V129L163 127ZM190 124H192V123H190ZM263 124V123H262ZM52 125V124H51ZM57 125V124H56ZM193 125H195V124H193ZM9 127L10 126V128H7L8 130H10V131H6L7 129H5V127ZM26 126H29V127H31V128H28V127H26ZM57 126H59V125H57ZM56 126V127H57ZM123 126H125V127H123ZM155 126H157V129H158V131L155 129ZM169 126V127H170ZM177 126V127H176ZM197 126V125H196ZM28 128V129H26V128ZM46 127L48 128V129H46ZM70 127V126H69ZM84 128L83 130H84V132H85V134L84 135H81L80 136V134H79V136H78V134L76 135V133H74V132H76V131H79V132H81V131H83V130H81V129H79V128ZM162 127H163V129H162ZM179 127V129H181ZM198 127V126H197ZM196 127V128H197ZM199 127H201V126H199ZM13 128V129H14ZM23 128H25V129H23ZM58 128V127H57ZM71 128V127H70ZM120 128V127H119ZM172 128H174V127H172ZM194 128V127H193ZM5 129V130H4ZM15 129H14V131H15ZM52 129H53V126L51 127V131H52ZM165 129V130H164ZM169 129V128H168ZM54 130V129H53ZM59 130H61V128H59ZM164 130V132L162 133V131ZM49 131V130H48ZM54 131H56V130H54ZM68 131H69V128H68ZM67 131V132H68ZM169 131H171V130H169ZM185 131H187V130H185ZM13 132V131H12ZM19 132H21V131H19ZM67 132H66V134H67ZM78 132V133H79ZM189 132H192V131H189ZM4 133V134H3ZM27 133L25 134V132H24V136H26L27 135ZM31 133V135L30 136H32V137H30L29 136V138H33V134ZM49 133H50V131H49ZM53 133V131L51 132V134ZM69 133V132H68ZM120 133V134H119ZM148 135H147V134ZM162 133V134H161ZM171 132H169V134H170ZM181 133V134H180ZM187 133V132H186ZM19 134H23L22 132L21 133H19ZM30 134V133H29ZM45 134H46V132H45ZM53 134H55V132L53 133ZM60 134H62V135H64V136H62V137H60ZM81 134H82V132H81ZM122 134V135H121ZM184 134V133H183ZM6 135V134H5ZM15 135V136H14ZM50 135V134H49ZM118 135H121L120 137H118ZM147 135V136H146ZM18 136H16V138L18 137ZM23 136V138H25ZM28 136V135H27ZM26 136V137H27ZM83 136H85V138L87 139V137L88 136H90V138H92V137H94V139H92L91 141H93L94 143H92V142H86V140H84L83 139ZM87 136V137H86ZM129 136V137H128ZM145 136H146V138H145ZM168 135H166L165 134V137H166V140H168L167 137ZM176 136V135H175ZM174 136V137H175ZM36 138L35 139V141H38L37 139H39V138ZM45 137V136H44ZM149 137V136H148ZM152 137V138H151ZM153 137H156V136H154V134L152 135V136H150L149 138H147L146 139V141L149 139H151L152 140V142L154 141L155 142V140H156V143H157V137L155 138V140H153ZM169 137H170V135H169ZM171 137H170V139H171ZM2 138V139H1ZM16 138H14V139H16ZM70 138V139H69ZM90 138H89V140H90ZM99 138H97V139H99ZM117 138H119V139H117ZM126 139V141H123L122 139H120L121 141H123V142H126V143H129V142H127V141H130L131 139ZM178 138V137H177ZM177 138H176V140H177ZM82 139L85 141V143H86V145L84 144V147H86L87 146V144H88V146L86 147V148H83V141H82ZM96 139V140H97ZM159 140V143H162L161 142V140L162 139H160V138H158ZM173 139V138H172ZM24 140V139H23ZM28 140V139H27ZM49 140V139H48ZM100 140H98V142L97 143H99L100 142ZM116 140H117V146L119 145V149H118V147L116 146V144H115V142H116ZM148 140V141H149ZM2 141V142H3ZM15 141V140H14ZM31 141H32V139H31ZM88 141V140H87ZM115 141V142H114ZM142 142H143V140H141ZM145 140H144V143L146 142ZM174 141V140H173ZM81 142H83L82 143V145H81ZM131 142V141H130ZM136 142V143H137ZM151 142V141H150ZM163 144H166V142L164 141V139H163ZM169 142V141H168ZM48 144V146H49V144H50V146L49 147H47V148H45V149H48V148H50V150L49 151H47V150H45L44 148H42V147H40V145L41 146H43V144ZM96 143V145H99V144H97ZM103 143L101 142L100 143V145L99 146H101V144L103 145ZM131 143H133V144H135V145H137L135 142H131ZM147 143V142H146ZM35 144H37V147L35 146ZM40 144V145H39ZM44 144V145H45ZM47 144L45 145V146H47ZM125 144V143H124ZM140 144V143H139ZM138 144V145H139ZM148 144H149V142H148ZM147 144V145H148ZM153 144V143H152ZM158 144V143H157ZM156 144V145H157ZM174 144V143H173ZM256 144H257V142H256ZM3 145V146H2ZM17 145V146H18ZM130 145V144H129ZM129 145H126V146H129ZM142 145V144H141ZM145 144H143V147L145 148V146H144ZM155 145V144H154ZM153 145V146H154ZM161 145V144H160ZM168 145V144H167ZM166 145V146H167ZM170 145V144H169ZM175 145H173L174 147H175ZM39 146V147H38ZM53 148H52V147ZM108 146V147H109ZM125 146V145H124ZM131 146L132 145H130L129 147H130V149L132 150V149H134L135 148V146L133 145V147L131 148ZM150 146V145H149ZM152 146V145H151ZM150 146V147H151ZM152 146V147H153ZM164 146V145H163ZM166 146H165V149H166ZM44 147V146H43ZM94 147V146H93ZM93 147H90L89 149H90V151L89 152H87V153H83V155L85 156L86 154L89 156V158H90V152H91V154H92V152H94V151H96L97 152V150L95 149L94 151H91V150H93ZM98 147V146H97ZM103 147V146H102ZM108 147H105V143H104V147L103 148H105L104 150L103 149H101L100 147V149L101 150H103V151H99V152H97V153H100V152H109L108 151V149L109 150H111L112 148H108ZM122 147H123V145H122ZM129 147L128 148H126V152H128L130 149H129ZM142 147V146H141ZM140 146L138 147V148H141ZM148 147V146H147ZM151 147V148H152ZM155 147V146H154ZM21 148H19V149H21ZM74 148H75V150H74ZM81 148H83L82 150H81ZM108 148V149H107ZM137 148V147H136ZM149 148V147H148ZM70 149H72V150H74V151H71ZM107 149V150H106ZM124 149V148H123ZM154 149V148H153ZM4 150H5V152H4ZM18 150V151H17ZM128 150V151H127ZM140 150V149H139ZM142 150V149H141ZM145 150V149H144ZM152 150V149H151ZM157 150V149H156ZM155 150V151H156ZM254 150V151H253ZM86 151V150H85ZM84 151V152H85ZM124 151H125V149H124ZM154 151V150H153ZM154 151V152H155ZM159 151V153H160V149L158 150ZM250 150H248L247 152H249ZM251 151H253V153L251 152L248 156H246L247 155V152L244 154H242V155H240V156H243L242 158H239V160L238 161H236V160H233L235 163H234V165H232V167H231V164H233L232 162L229 164V162H228V165H229V167L225 164V169H224V167H222V171L220 170V169H218V171L220 170V174L221 175H219V178H218V174H219V172L217 173V172H215L214 173V175L215 174H217V176H216V178H218V179H215V180H210V182L208 181V179H207V182H209V183H206L205 182V180L203 181H200V183H199V185L200 184H202L203 182H205L203 185H200V187H198V188H195L194 189V191H190V192H192L191 194H188L189 196H187V195H185V198H186V200L184 199L183 201H182V199L180 200L181 202H183L182 204H181V206H180V204H179V206H177V203H176V208L175 209H173V210H169V208H168V210H166V209H163V210H166V211H164V212H161V211H163V210H161L159 213H156V214H154L155 215V217H156V215H157V217L156 218H154V215H153V217L152 218H154L153 220H149V219H151L150 217H149V219L147 220V221H145L146 223V225H151L150 224V221H152L153 223H155V224H153V225H155L156 226V228H157V232L159 231L158 230V228L160 229V231H159V234H158V238L157 239H159V241L156 239V237H154V235L156 236L157 234H151L152 235V240L155 242H152V243H154V244H156L155 246L157 247V245H158V248L159 247H161L162 245H159V242L160 241H162L161 240V238H163V236L166 238V240L165 241H167V242H165L164 240H163V243L165 244H163V246H164V248H161V249H163L164 250V252L166 253V254H164V253H161V254H159L160 256H154V254H152L153 252L150 250V248L151 247H153V244L152 243H148V246L150 247V245H151V247L149 248V252H152V253H150V254H152L153 255V257H154V259L152 260L149 256L147 257L148 259H150L149 261L153 264V263H159V264H164L163 262H165L166 260L164 259V258H168L169 260H167L165 263H167L168 261L170 262H168L167 264H192V263H190V262H197V264H198V262L200 261L201 262V259L203 258V255H205V249L208 247V246H210L211 244H213L214 242H215V240H216V237L217 236H220V235H222L223 236V238H224V240L222 239V236H221V241L220 242H222V241H225L226 242V244L225 243H223L224 245H227V241L229 242L228 243V246H229V244H232V241L231 240H235V242H234V245H236V243H240V240L243 238V237H245V236H247L248 235V231H247V234L245 233V231L247 230L246 228H250L249 226H252V228H253V226L255 227V228H257L256 227V225H249V223L250 224H255V223H258V221L257 222H255L256 221V219H255V216H253V214L256 212V214H260V213H257V212H259L260 211V209H261V207H262V204H263V201H261V200H259V197H258V193L256 192V191H250L249 189H246V187H245V184H247L248 182H249V178L250 179H252V180H250V181H253V180H257L258 178L257 177H259V179H262L264 176V173L262 174L260 171H262V170H264V167L262 168L261 167V164L262 165H264V142H260V143H258L257 145H255V147H254V149H253V147H252V150ZM15 152V151H14ZM95 152V154H97ZM138 152H140V151H138ZM117 153H119V154H117ZM153 153V152H152ZM21 154V153H20ZM73 154H72V158L70 157V159H72V161L70 162V159H68L69 160V162H68V160L66 161V162H64V165H63V161L61 162V164L58 166V167H60L61 165H63L64 167H66L67 166V164H73L74 166H75V164L80 160H83V162H85V159H77V158H82V153L80 152V157H77V156H79V154L77 153L76 155H74L75 157H76V160H75V162H74V156H73ZM103 154V153H102ZM129 154V153H128ZM127 154V155H128ZM134 154V153H133ZM157 154H158V152H157ZM156 154V155H157ZM82 155V156H81ZM86 155V156H87ZM92 155H94V153L92 154ZM101 155V154H100ZM106 155V154H105ZM130 156L129 157H131V154H129ZM151 155V154H150ZM149 155V156H150ZM153 155V154H152ZM160 155H162L161 153H160ZM50 156H52V158H50ZM66 156V157H65ZM83 156V158H85ZM102 156H104V154L102 155ZM120 156V157H119ZM148 156V155H147ZM245 156V157H244ZM47 157L49 158V159H51V160H49V159H47ZM55 159H54V158ZM104 157H106V156H104ZM104 157H102V158H104ZM109 158H110V156H108ZM129 157H128V159H129ZM134 157H136V156H134ZM138 157V156H137ZM136 157V158H137ZM151 157H153V156H151ZM41 158H43V161H39V160H41ZM65 158V159H64ZM87 158V157H86ZM123 158H121V159H123ZM140 158H143V156H141ZM159 158V159H160ZM238 158V157H237ZM110 159V160H111ZM118 159V160H119ZM120 159V160H121ZM138 159V158H137ZM150 159V158H149ZM152 159V158H151ZM4 160V159H3ZM78 160V161H77ZM87 160H89V159H87ZM115 159H113L112 161H114ZM127 160V159H126ZM136 160V159H135ZM142 160H144L145 161V159H142ZM1 161V160H0ZM47 161V162H48ZM51 161V162H52ZM80 161L76 164V166L77 165H80ZM112 161L109 163V165L112 163ZM128 161V160H127ZM126 161V162H127ZM130 161H132V160H130ZM148 161V160H147ZM151 160H149V162H150ZM52 162V163H53ZM56 162H54L55 164H56ZM116 162H118V161H116ZM121 162V161H120ZM124 162H125V160H124ZM123 162V163H124ZM134 162V161H133ZM50 163V162H49ZM48 163V167L46 166L47 165V163H46V165H45V168H43L44 170L46 169V167L48 168V169H46V170H50L49 168H50V166H52V165H54V163L51 165V164H49ZM67 163V164H66ZM81 163H82V161H81ZM88 163H89V161H88ZM87 162H86V164H88ZM99 163V162H98ZM115 163V162H114ZM114 163H113V165H114ZM135 163H136V161H135ZM43 164H39L40 165V167L42 168V166H43ZM58 164V163H57ZM69 164V165H70ZM83 164V163H82ZM82 164L80 165L81 166V168H82V170H83V168H85L86 167V165H85V163H84V165L82 166ZM90 164L91 163H89V165L88 166H90ZM122 164V163H121ZM129 164H131V163H129ZM133 164V163H132ZM137 164V163H136ZM0 165H3V164H1L0 163ZM92 165V164H91ZM101 165V164H100ZM103 165V164H102ZM118 165V164H117ZM126 165V164H125ZM134 165V164H133ZM146 165V164H145ZM257 165H259L260 166V168H262V170H260V168H259V166H257ZM38 166V165H37ZM62 166V169H61V167L59 168V169H61L62 171L60 172V171H58L59 169H57V171L56 172H60V173H62L63 171L66 173V171L64 170V167ZM80 166H79V169H81L80 168ZM112 166V165H111ZM111 166H108V167H111ZM127 166V165H126ZM130 166V165H129ZM137 166V165H136ZM2 166H0V168H1ZM5 167V166H4ZM57 167V168H58ZM91 167V166H90ZM89 167V168H90ZM103 167V166H102ZM112 167H115V165L114 166H112ZM122 167V166H121ZM258 167V168H257ZM53 168V167H52ZM52 168H51V170H52ZM76 167H74V169H75ZM126 167L124 166V169H125ZM129 168V167H128ZM221 168V167H220ZM256 168H257V170L259 171H255L256 170ZM32 169V170H33ZM40 169V168H39ZM77 169V172L79 171L78 170V167L76 168ZM75 169V170H76ZM110 169H112V168H110ZM109 168H108V170H110ZM114 169V168H113ZM116 169V168H115ZM117 169H118V167H117ZM121 169V168H120ZM144 169V168H143ZM143 169H141L139 172H142L143 171ZM241 169V170H240ZM2 170V169H1ZM7 171H8V169H6ZM27 170H30L31 172H29V171H27ZM54 170V169H53ZM74 170V172L75 173H77L76 171ZM82 170H80V174H82L81 173V171ZM84 170H86V169H84ZM88 170V169H87ZM121 170H123V169H121ZM130 170V169H129ZM239 170H240V172H239ZM7 171H6V173H7ZM34 171V170H33ZM37 171H39L38 170V168H37ZM40 171H42V170H40ZM40 171L39 172H37V174L39 173L40 174ZM126 171H127V169H126ZM242 171V172H241ZM24 172V173H23ZM43 172V171H42ZM41 172V173H42ZM45 172V171H44ZM47 172V171H46ZM55 172V170H54V173H56ZM91 172V171H90ZM104 172V171H103ZM102 172V173H103ZM110 172H112V171H110ZM122 172H124V171H122ZM128 172V171H127ZM139 172L138 173H136V174H138L137 176H136V174H134V177H133V179L130 181L129 179H130V177H129V179H128V183H129V181H130V185H129V187L128 188H125V189H122V188H120V189H122V190H117L116 188H114V189H116V193L115 192H111V194L108 196L107 195V193H106V191L104 192V193H102V195L103 194H105L106 193V197H105V199L103 200L104 202H108V201H110V203L108 202V204H111V205H115L114 207H111L110 206V208H115L116 209V207L118 208V206H120L121 205V203L124 201V199H125V197H126V195L130 192V189L134 186V184H135V180H136V178L140 175L139 174ZM240 174H239V173ZM258 172V173H257ZM264 172V171H263ZM59 173V174H60ZM65 173H64V175H65ZM74 173V174H75ZM100 173V172H99ZM113 173V175L114 176H116V174H118L117 172H116V174H114L115 172H112ZM120 173H121V171L119 172V175H120ZM124 173H126V172H124ZM129 173V172H128ZM132 173V172H131ZM259 173H261L260 175H259ZM5 174V173H4ZM33 174V173H32ZM35 174V173H34ZM33 174V175H34ZM38 174V175H39ZM45 174V173H44ZM47 174V173H46ZM45 174V176H48V175H46ZM63 174V173H62ZM78 174V173H77ZM101 174V173H100ZM107 174V173H106ZM106 174H104V175H106ZM122 174V173H121ZM127 174V173H126ZM125 174V175H126ZM25 175V174H24ZM31 175V174H30ZM28 176L29 178H32L33 177V179H34V176ZM54 175V174H53ZM107 175H109V173L107 174ZM119 175H117L116 177H112V178H109V179H113V178H115L114 179V181L116 180V182H117V180L118 179H120V178H118V176ZM131 175V174H130ZM212 175V176H211ZM210 175V177H213L214 175L213 174H211ZM35 176H36V174H35ZM40 176H43V174H41ZM40 176H38V177H40ZM58 176H61V175H58ZM66 176V175H65ZM69 176V179H70V175H68L67 174V177ZM80 176V175H79ZM93 176H94V174H93ZM123 176V175H122ZM122 176H121V179H122ZM260 176H262V178L260 177ZM54 177H57V174H55V176H53V178ZM67 177H65L66 179H67ZM73 177V176H72ZM91 177H92V175H91ZM101 177V176H100ZM100 177H99V179L98 180H100ZM110 177H111V175H110ZM125 177V176H124ZM132 177V176H131ZM209 177V176H208ZM215 177V176H214ZM5 178H7V177H5ZM7 178V179H8ZM24 178V179H25ZM41 178V180H42V177H40ZM44 178V177H43ZM58 178V177H57ZM57 178H55V179H57ZM64 178V177H63ZM73 178H75V180H78L79 178L77 177V175L75 174V177H73ZM72 178V180H73V182H76L77 184H78V181H74V179ZM97 178V177H96ZM105 178V176L103 177V179ZM116 178H118V179H116ZM128 178V177H127ZM127 178H124V179H127ZM253 178H255V179H253ZM257 178V179H256ZM16 179V180H17ZM36 179V178H35ZM39 179V178H38ZM60 179H62V176L60 177ZM60 179H58V181L60 180ZM66 179H63V182H64V180H66ZM68 179V180H69ZM89 179H92V178H89ZM1 180V179H0ZM9 180V179H8ZM47 180V179H46ZM72 180L70 181V183H72V185L74 184L73 182H72ZM84 180H86V179H84ZM93 180V179H92ZM102 180V179H101ZM7 181V180H6ZM10 181V180H9ZM9 181L7 182L8 184V186H10V183L12 182V181H10V183H9ZM20 182H21V180H19ZM62 181V180H61ZM82 181V180H81ZM95 181V180H94ZM103 181V180H102ZM108 181L109 180H107V183H105V182H103V184L105 185L104 187H108V188H110L108 185H109V183H108ZM112 181V180H111ZM120 181V180H119ZM118 181V182H119ZM93 182V181H92ZM118 182L116 183L117 185H118ZM121 182V181H120ZM122 182H124V181H122ZM122 182L120 183L121 185H122ZM19 183V182H18ZM18 183H16V181H15V185H17ZM37 183V182H36ZM57 183H60V181L59 182H57ZM66 183V182H65ZM89 183L91 184V182L89 181ZM101 183V182H100ZM128 183H127V185H128ZM52 184V183H51ZM55 184V183H54ZM53 184V185H54ZM112 184V183H111ZM113 184H115V183H113ZM66 185H67V183H66ZM76 185V184H75ZM75 185H73V186H75ZM258 185V184H257ZM14 186V185H13ZM45 186V185H44ZM49 186H51L50 184H49ZM65 186V185H64ZM63 186V187H64ZM82 186V185H81ZM87 186V185H86ZM85 186V187H86ZM90 186V185H89ZM88 186V187H89ZM111 186V185H110ZM115 186V185H114ZM2 187V186H1ZM11 187V186H10ZM24 187V186H23ZM46 187V186H45ZM66 187V186H65ZM77 187V186H76ZM103 187V188H104ZM106 187V188H107ZM113 187V186H112ZM117 188L118 187H120V186H116ZM258 187V186H257ZM260 187V186H259ZM17 188H19V187H17ZM25 188H26V186H25ZM24 188V189H25ZM36 188V187H35ZM67 188H69L68 186H67ZM67 188L66 189H64V190H67ZM72 188V187H71ZM74 188V187H73ZM90 188H91V190H93V188L90 186ZM96 188H98V186L96 187ZM96 188H94L95 190H96V192H97V189ZM106 188H105V190H106ZM11 189V188H10ZM21 189V188H20ZM23 189V191H25ZM28 189V188H27ZM26 189V190H27ZM32 189H33V187H32ZM79 189H80V187H79ZM81 189H83V188H81ZM89 189V188H88ZM70 190V189H69ZM90 190V191H91ZM22 191V190H21ZM68 191V190H67ZM66 191V192H67ZM79 191V190H78ZM110 191H115V190H113V189H111L110 188ZM119 191V192H118ZM246 191H248V196H247V194H246ZM3 192V191H2ZM16 192H18V191H16ZM31 192H33V191H31ZM69 192V191H68ZM70 192H72V190L70 191ZM69 192V193H70ZM81 192V191H80ZM85 192V191H84ZM83 192V193H84ZM87 192V191H86ZM92 192V191H91ZM189 192V193H190ZM249 192L251 193V195H249ZM261 192V191H260ZM7 193V192H6ZM23 193H25V196H27L26 195V192H23ZM34 193V192H33ZM44 193V192H43ZM64 193V192H63ZM75 193V192H74ZM109 193V192H108ZM9 194V193H8ZM13 194V193H12ZM49 194V193H48ZM65 194V193H64ZM71 194V193H70ZM82 193H80V195H81ZM87 194V193H86ZM85 194V195H86ZM89 194V193H88ZM88 194L86 195V196H88ZM94 194V191H93V193H92V195ZM97 194V193H96ZM15 195V194H14ZM60 195V194H59ZM79 194H78V196H80ZM91 195V194H90ZM89 195V196H90ZM91 195V196H92ZM1 196V195H0ZM7 196V195H6ZM12 196V195H11ZM16 196V195H15ZM52 196H55V195H52ZM51 196V197H52ZM56 196H58V195H56ZM72 196H74V195H72ZM71 196V197H72ZM78 196H76V197H78ZM91 196H90V198H91ZM188 198H187V197ZM263 196V195H262ZM10 197V196H9ZM21 197V196H20ZM23 197V196H22ZM30 197V196H29ZM31 197H33V196H31ZM70 197V198H71ZM81 197V196H80ZM94 197V195L92 196V198ZM98 197H99V195H98ZM101 197V196H100ZM7 198V197H6ZM12 198V197H11ZM70 198H67V201L70 199ZM86 198V197H85ZM95 198V197H94ZM9 199V198H8ZM16 199H19V198H16ZM50 199V198H49ZM55 199V198H54ZM58 199V198H57ZM82 199V198H81ZM96 199V198H95ZM94 199V200H95ZM100 199V198H99ZM103 199V198H102ZM5 199H3V201H4ZM29 200H30V198H29ZM32 200V199H31ZM62 200V199H61ZM66 200V199H65ZM64 200V201H65ZM92 201H94L93 199H91ZM98 200V199H97ZM101 200V199H100ZM2 201V200H1ZM9 201V200H8ZM53 201H55V200H53ZM204 201H206L205 203L207 204H209V206H210V209H209V206L207 207H204L206 204H204L203 202ZM56 202H60V200L59 201H56ZM55 202V203H56ZM98 201H95V202H92V204L93 205H95L96 203H97ZM100 202V201H99ZM98 202V203H99ZM106 202V203H107ZM2 203V202H1ZM6 203V202H5ZM62 203V202H61ZM95 203V204H94ZM203 204H204V206H203ZM1 205V204H0ZM50 205V204H49ZM59 205V204H58ZM57 205V206H58ZM98 205V204H97ZM105 206H103V205H101L102 207H104V208H106V204H104ZM2 206V205H1ZM43 206V205H42ZM52 207V206H51ZM94 207V206H93ZM97 207V206H96ZM102 207H97V209H98V211L100 210L99 208H101L102 209ZM162 207H165V208H167V206H162ZM211 207H213V211H212V209H211ZM4 208H5V206H4ZM53 208H54V210H55V207L53 206ZM103 208V209H104ZM174 208V207H173ZM178 208V209H177ZM205 208L207 209L208 208V210H210V211H212L211 213H213V212H215L214 211V209H216L217 211H216V214L218 215V217L216 216V214H215V218H210V220H208V219H206V218H208L211 214H210V212L209 211H207V210H205ZM1 209V208H0ZM13 209V208H12ZM50 209H52V208H50ZM57 210H58V208H56ZM94 209H95V207H94ZM93 209V210H94ZM96 209V210H97ZM102 209V210H103ZM108 209H109V207H108ZM162 209V208H161ZM96 210H94V211H96ZM105 210H107V209H105ZM104 210V211H105ZM93 211V212H94ZM109 211H110V209H109ZM153 211V210H152ZM204 211H207V212H209L208 214V216L205 218L206 220H208V221H203L204 220V217H202L203 216V214H204ZM44 212V211H43ZM99 212H103V211H99ZM99 212H97V213H99ZM107 212V211H106ZM105 212V213H106ZM206 212V213H207ZM95 213V212H94ZM93 213V214H94ZM97 213H95L94 215H96ZM205 213V214H206ZM24 214V213H23ZM28 214V213H27ZM34 215L36 214V213H33ZM100 214V213H99ZM103 214H104V212H103ZM103 214H101V216L103 215ZM255 214V215H256ZM16 216H17V214H15ZM15 215H14V217H15ZM22 215V214H21ZM213 215V214H212ZM248 215H250L249 217H251V219H252V221L253 220H255L254 222H252L251 223V221L249 222V220H248V224H246V218L247 219H249L247 216ZM254 217V218H252V216ZM261 215V214H260ZM260 215H257V216H260ZM9 216V215H8ZM7 216V217H8ZM10 216H13V215H10ZM19 216H20V214H19ZM100 215H99V217H101ZM256 216V217H257ZM92 217H95V216H92ZM211 217V216H210ZM261 217V216H260ZM260 217L258 218V219H260ZM262 217H264V216H262ZM261 217V218H262ZM9 218V217H8ZM102 218V217H101ZM202 218H203V220H202ZM5 219V218H4ZM96 219H100V218H96ZM140 219V218H139ZM91 220H93V219H91ZM264 219H262V221H263ZM88 222V220H85V222ZM96 221V220H95ZM81 222V221H80ZM91 222V225H92V222H94V220L93 221H90ZM99 222V221H98ZM101 222V221H100ZM138 222V221H137ZM261 220L259 221V223H258V225L260 224V227L261 228H263L264 229V226L263 225H261ZM264 222V221H263ZM78 223V222H77ZM82 223V222H81ZM89 223V222H88ZM84 224V225H83ZM78 225V224H77ZM85 226V225H87V224H85V223H82L81 224V226ZM89 225V224H88ZM149 226L150 228H153V229H156L155 228V226ZM247 225H249L248 227H247ZM80 225L79 226H77V227H81ZM90 226V225H89ZM263 226V227H262ZM77 227H76V230H77ZM88 227V226H87ZM142 227H144V225L142 226ZM260 227H258L257 229H259L260 230ZM74 229H75V226L73 227ZM82 228L83 227H81V229L80 230H82ZM146 228H147V226H146ZM143 229H145V228H143ZM244 229H246V230H244ZM263 229H261V230H263ZM76 230H74V231H76ZM83 230H85V228L83 229ZM82 230V231H83ZM87 230H88V232H89V236L88 235H86L87 237H89V238H87L85 235H81V232H79V230L78 231H76V233L78 232V233H80V237L82 236V237H86L88 240H89V243H87L88 242V240H87V242H86V239H85V237L84 238H82V239H85V243H87L88 245H86V246H88V250L86 249V251L87 252H89V254L91 253V255H87L88 257H91L92 256V253H93V255L97 252V251H99L100 252V254L102 255H99V256H101L100 258H99V256L96 258V259H94V257H91L90 259L89 258H87V256H84V258L82 257V259H81V261H76V263H74V264H106V263H108V262H110V264H112L113 262L111 261V260H109L108 258L109 257H111L110 255H111V252H109V251H111V249L112 248H115L114 250H117L118 252H120V253H122V252H125L126 250H128V249H130V248H134L135 249V246H137V248H139V247H141V242H142V240L141 239H138L139 237H137L136 238V236L134 237H132V235L131 236H128V237H123L122 236V238H121V236H120V238L119 237H117L116 239H113L112 238V242L111 243H109V245L108 244H106V246L104 247V245L102 246V243L106 240V236L108 237V235H107V233H105L104 232V230H101L99 227H98V224H95V225H93L92 227L90 226V228H87ZM148 230V229H147ZM248 230H250V229H248ZM252 230V229H251ZM258 230V231H259ZM150 231V230H149ZM156 231H154V232H156ZM242 231H244V233L246 234H244ZM252 231H256L255 229L254 230H252ZM264 231V230H263ZM263 231H261V232H263ZM142 232H144V231H142ZM261 232H258V233H260L259 235L261 236V234H262V237H260L261 239L262 238H264L263 237V234L264 233H261ZM72 233V232H71ZM74 233V232H73ZM78 233L77 234H75V235H73L74 236V238H76V236L78 235ZM243 234V236H241L242 234ZM249 233H250V236L252 235V232H250L249 231ZM82 234H84V231H83V233ZM86 234H87V232H86ZM109 234V233H108ZM124 233H122V235H123ZM128 235H129V233H127ZM145 234V233H144ZM147 234L148 233H146V235L145 236H141L142 238L143 237H147V239L149 238V239H151V237H148L149 236V234H148V236H147ZM254 234V233H253ZM256 234V233H255ZM255 234H254V236L253 237H255V239H256V241H257V239H259V238H256V236H255ZM71 235V234H70ZM113 235V234H112ZM111 235V236H112ZM162 235V237L160 238V236ZM224 235H226V237L227 238H229V240H227V238H225V236ZM245 235V236H244ZM256 235H258V234H256ZM72 236V235H71ZM71 236H70V238H71ZM115 236V235H114ZM125 236V235H124ZM242 237L241 239H239L240 237ZM249 236V237H250ZM79 237V235L77 236V238ZM80 237H79V240H80ZM113 237V236H112ZM140 237V238H141ZM248 237V236H247ZM248 237V238H249ZM70 238H67L66 239V241L68 240V242H69V240H70ZM73 238V237H72ZM76 238V239H77ZM158 241V242H156L155 241V239ZM246 238V237H245ZM246 238V240L248 241L249 239L250 240H252V236H251V238ZM148 239V240H149ZM218 239V238H217ZM226 239V240H225ZM231 239V240H230ZM239 239V241H237L236 242V240H238ZM261 239H259L260 240V242L262 241ZM79 240L77 241V240H70L71 242V244L73 245V242L75 241V243H76V241L77 242H79ZM110 240V239H109ZM140 242H139V241ZM144 241H145V239H143ZM253 240H254V238H253ZM259 240H258V242H259ZM65 241V240H64ZM65 241V242H66ZM73 241V242H72ZM143 241V243H145ZM147 241V240H146ZM217 242H219V239L218 240H216ZM230 241H231V243H230ZM247 241H245V243L247 242ZM65 242H64V244H65ZM67 242V244H69ZM147 242H150V241H147ZM243 241H241V243H242ZM260 242H259V244H260ZM57 243V242H56ZM80 243H82V242H80ZM162 243V242H161ZM244 242H243V246H245V245H247V243L245 244ZM248 243H249V241H248ZM251 243V242H250ZM254 243H256L255 241H253V244L251 243V246L252 245H254ZM262 243H264V242H262ZM53 244H55V243H53ZM63 243L62 244H57L56 246L58 247V245H63V246H61L62 248L65 246V247H67L66 246V244L64 245ZM150 244V245H149ZM217 244L218 243H216L215 245V250L217 251L219 248V251L217 252V254H220L222 251H221V249L222 248H224V247H226L227 249H228V246H224V247H222L221 248V246H219L220 244H218V247L219 248H216L217 247ZM245 244V245H244ZM258 244V243H257ZM257 244H256V246H257ZM259 244H258V248H259ZM70 245V244H69ZM68 245V246H69ZM138 245H139V247H138ZM143 245V244H142ZM144 245H147V244H144ZM237 245H239V244H237ZM250 245V244H249ZM248 245V247H246L245 246V248L244 249H246V248H249L250 246ZM262 245H264V244H262ZM148 246H144V247H147L146 249H148ZM162 246V247H163ZM231 246V245H230ZM55 247V246H54ZM60 247V246H59ZM65 247L63 248V249H65ZM156 247H154V248H156ZM185 247H189V249H194V248H197V249H195L194 251L195 252H193V251H189L190 252V254L189 255H192L191 253L193 252V255H195L194 256V258H192L191 256V258L190 257H188L187 258V255L185 254V252L186 253H188L187 251H188V249L186 248V250L184 249ZM191 247V248H190ZM210 247H212V246H210ZM232 247V246H231ZM230 247V248H231ZM240 247V249H241V245L239 246ZM239 247H235L234 246V248L232 247V249H231V251H232V253H233V251L235 250L236 251V248L237 249H239ZM260 247H262L261 246V244H260ZM70 248V247H69ZM87 248V247H86ZM154 248H152L153 250H155L154 251V253L157 251L156 249H154ZM174 248V250H172ZM176 248V249H175ZM177 248H180V250L182 251H179V253L178 254H174V252H176L175 250H177ZM225 248V249H226ZM230 248L228 249V250H230ZM257 248V247H256ZM262 248H264V247H262ZM55 249V248H54ZM57 249V248H56ZM59 249V250H58ZM57 249V251H59L60 253H61V249L60 248H58ZM71 249V248H70ZM160 249V250H161ZM183 249V250H182ZM200 249H203L204 250V252H200L199 253V251H200ZM209 249H213V247L212 248H209ZM208 248H207V251H210V253H212L211 255H213V257L215 258L216 257V255H214L213 254V252L211 251V250H209ZM225 249H223V251L225 250ZM227 249L225 250L226 252H228L227 251ZM234 249V250H233ZM250 249H251V247H250ZM249 249V250H250ZM255 249V248H254ZM113 250V249H112ZM141 250H143L142 252H144V248L143 249H136V251H138V253H139V251H141ZM159 250V249H158ZM163 250L161 251V252H163ZM170 250H172V253H169L170 252ZM179 250V249H178ZM177 250V251H178ZM199 250V251H198ZM248 250V249H247ZM253 250V246H252V249L250 250V252ZM259 250V249H258ZM256 251V252H260L261 251V249L259 250V251ZM130 251H133V253H136V251H134V250H130ZM145 251H147V250H145ZM174 251V252H173ZM215 251V252H216ZM221 251V252H220ZM222 252V253H225L223 256L220 254V256L218 257V259L222 256V258L223 257H225V255H227L226 254V252ZM231 251H230V253H231ZM235 251H234V255H235ZM241 251V250H240ZM244 251V250H243ZM242 251V253L241 254H243L244 253V256H245V254H247V252L245 253V252H243ZM253 251H255V250H253ZM252 251V252H253ZM263 251H264V249H263ZM87 252H85V253H87ZM98 252V253H99ZM159 252V251H158ZM220 252V253H219ZM249 252V251H248ZM73 253H75V252H73ZM120 253H118V254H120ZM147 253H148V251H147ZM194 253H197V254H194ZM198 253L200 254V255H202V253H204L201 257L199 256V261L198 260H188L189 258L190 259H196V258H198L197 256H198ZM229 253V252H228ZM229 253V256L231 257V255L232 254H230ZM236 253H237V251H236ZM261 253V252H260ZM53 254V253H52ZM51 254V255H52ZM56 254V253H55ZM59 254V253H58ZM79 254V253H78ZM125 254H126V252H125ZM125 254H123V255H125ZM128 254H129V252H128ZM131 254V253H130ZM149 253H148V255H150ZM157 254V253H156ZM157 254V255H158ZM162 254H164V255H162ZM208 254V253H207ZM207 254H206V256H207ZM238 254H240V252H239V250H238ZM249 254V253H248ZM247 254V256H250V260L252 259V257H251V255H248ZM253 255L252 256H254V257H257L258 259L260 258V257H262V255L261 254H264L263 252L260 254L261 256L260 257H258L256 254H255V252H253L252 253ZM259 254V253H258ZM50 255V254H49ZM57 255V254H56ZM56 255H54V258H55V260H56ZM68 255V254H67ZM67 255H65V254H59L58 256H57V260H61L62 262H64L65 264H66V261H68V259H69V257L67 256ZM83 255H86V254H83ZM97 255V254H96ZM96 255H95V257H96ZM113 255V254H112ZM192 255V256H193ZM237 255V254H236ZM73 256V255H72ZM74 256H77V255H74ZM74 256H73V258H74ZM79 256V255H78ZM115 255H113V257H114ZM134 256V255H133ZM136 256V255H135ZM141 256V255H140ZM164 256V257H163ZM206 256H204V259L202 260V261H204L205 260V257ZM228 255L226 256V257H229ZM241 255H239V257H240ZM113 257H111V258H113ZM121 257V256H120ZM130 256H128V258H129ZM142 257V256H141ZM157 257V258H156ZM209 258V261H208V258ZM206 257V259H207V261L209 262V263H212L213 262V259L211 258V260H210V254H208V256ZM254 257H253V259H254ZM264 257V256H263ZM50 258H52V257H50ZM49 258V260H51ZM53 258V259H54ZM118 258V257H117ZM201 258V259H200ZM221 258V259H222ZM233 258V259H232ZM232 258H230L231 260H234V256L232 257ZM240 258H246V257H240ZM240 258H235V259H238V261L237 260H234L233 261V263L235 262V264H237L238 262H240L241 260H243V259H240ZM20 259V258H19ZM52 259V260H53ZM72 259V258H71ZM70 259V260H71ZM75 259H77V258H75ZM79 259V258H78ZM127 259V258H126ZM216 259V258H215ZM215 259H214V261H215ZM221 259H219V260H221ZM229 259V261L227 260V261H224V258H223V261L221 260V261H219V262H222L221 264H223V262L225 263V262H232L231 260ZM246 259H247V261H246ZM246 259H244L243 261H244V263L246 264V263H248V260H249V257H247ZM260 259H263V261H264V258H260ZM39 260H41V259H39ZM116 260V259H115ZM115 260H113V261H115ZM118 260V259H117ZM116 260V261H117ZM123 260V259H122ZM164 260V261H163ZM217 260V259H216ZM255 260H257V259H255ZM16 261V260H15ZM15 261H9L7 264H16V262ZM132 261V260H131ZM140 261V260H139ZM148 261V262H149ZM211 261V262H210ZM243 261H241L242 263H243ZM253 261V263L252 264H255V262L256 263H260L261 261L259 260V262H257V261H255L254 262V260H252ZM4 262V261H3ZM19 262V261H18ZM54 262V261H53ZM73 262H75V261H73ZM78 262V263H77ZM112 262V263H111ZM118 262V261H117ZM116 262V263H117ZM122 262V261H121ZM138 262V261H137ZM145 262H147V260H145ZM145 262H144V264H145ZM148 263V264H151V263ZM200 262H199V264H200ZM237 262V263H236ZM240 262V263H241ZM250 262V261H249ZM21 263V262H20ZM28 263V262H27ZM27 263H25V264H27ZM40 263V262H39ZM48 263V262H47ZM60 263V262H59ZM63 263V264H64ZM70 263H72V261H70ZM120 263V262H119ZM205 263H207V262H205ZM214 263V262H213ZM218 263V262H217ZM216 263V261H215V263L214 264H217ZM262 263V262H261ZM264 263V262H263ZM5 264V263H4ZM19 264V263H18ZM22 264V263H21ZM41 264V263H40ZM45 264V263H44ZM54 264V263H53ZM62 264V263H61ZM67 264H69V262L67 263ZM73 264V263H72ZM114 264V263H113ZM133 264H135V263H133ZM138 264V263H137ZM208 264V263H207ZM219 264V263H218ZM226 264H230V263H226ZM239 264V263H238Z\"/></svg>", "mask_w": 264, "mask_h": 264}, {"label": "rangeland", "instance_id": "obj_2", "mask_svg": "<svg viewBox=\"0 0 264 264\" xmlns=\"http://www.w3.org/2000/svg\"><path fill=\"white\" fill-rule=\"evenodd\" d=\"M14 1H16V2H14ZM53 2H50L51 4L52 3H54V4H52L53 6L51 7L52 8V10H50L51 8L47 5V9H48V11L50 10L51 11V13H53V15H49V14H51V13H49L47 10V12H45V13H43L44 14V16H43V14H41L40 12L38 13L37 11H39V10H35V12H37V15H39V14H41V15H39V16H37L36 14H34V9H36L35 8V4L33 5L34 7V9H31L30 7H28L29 5L26 3V2H22V4L25 6V3H26V6H27V8H30V10H31V12H33V16L35 15L36 16V18H34V17H32V14H31V12L29 13V12H27L26 11V6H25V8H24V6L23 5H21V4H16V3H18L17 2V0H13V2H12V0H10L9 2H10V4H11V2H12V4L14 3L15 5L13 6V5H8V7L7 8H9L10 10H7V9H5V10H3V11H5V12H8L9 14L7 15V13H6V15H4L5 13L4 12H2V14L4 15V17L5 18H3L2 19V16L3 15H1V17H0V19H2L1 20V22L2 23H0V29L2 28V31L0 30V35H2V33H4L5 31H7L8 33H4L5 35H8V36H10V37H8V39H9V41H10V43L9 42H7L8 41V39H4V37H6L4 34V36L2 35V36H0V40H1V38L2 39H4V41L1 43L0 42V45H1V47H3L4 49H5V47L7 48V50L9 51H11V50H13V46H12V44L14 43V42H17L18 40V42L17 43H14V44H18L19 42H23V40H24V42L23 43H21L22 45L25 43V45H23L24 46V48H25V46H27V44H28V47H26V48H28V50H29V52H28V50L27 51H25L24 49L22 50L21 49V44H19V47H20V49H19V47H17L18 49H19V51H17V48H16V50H13L15 53L17 52V54H20L19 52H20V50H22V53H21V56H22V58L24 57L25 59H28V56L30 57L29 59H34L35 58V56H33V51H35V50H37V52L36 53H38V51L41 49V53L43 54V50L45 51V49H47V48H49L48 49V52H50V53H52L53 52V50H55L54 52H57V49L58 50H60V48L61 47H57L61 42V39H62V43H64L63 45L61 44V46H62V49H66V52L68 51L67 49H68V45L69 44H72L71 42H73L74 44V46H71V45H69V48L70 49H79V47H77L76 46V44H75V40H77V39H75L74 38V35H78V36H75L76 38L78 37L79 38V34L81 35L82 34V36H80V37H82V40H80V46H82V49H84V50H87V49H93L95 52V55H98L99 54V52H100V54L101 55H98V56H96L95 58L99 61L100 60V62L102 61L103 62V60H105V62L104 63H106V62H108L110 59H109V57L111 58V60L112 59H114V57L113 56H115V53L118 51V49H117V47L118 46H120L119 48L121 49V45L123 46L124 44H126V43H123V39H122V36L123 35H118V37L119 36H121L120 38L121 39H119V38H117V39H119V41H118V43H117V40L115 39V40H113V38H114V36L112 37V39L111 38H109V36H108V41L106 42V40H107V37L106 36H104V35H102V37H103V39H104V37L106 38V39H104V40H102V41H99V39L98 38H100V36H98V35H100L101 33H99V32H97V30H95V29H88V30H86V35H84L85 33H83L84 32V30L85 29H87L86 27H84V28H82L83 26H84V24L82 23V25H80L81 26V28L79 29V25H77V26H79L77 29H75L77 26H76V24H75V26L74 27H72L73 25H72V23H70L72 20H73V18H74V16L75 15H72V14H70L67 10L72 6V4H70L71 6L68 8V9H65V7L67 6V4H69L70 2L71 3H74L75 4V2L77 3V1L78 0H75V2H72V1H74V0H67V1H65V5H59V4H56V2L57 3H59V0H52ZM61 1V3H63L64 1L63 0H60ZM82 1V0H81ZM81 1L79 0L78 1V3L76 4V5H74V7H72V9H74V8H76V6H78L79 5V3H81ZM138 1V0H137ZM140 1H142V0H139V2ZM144 1V0H143ZM143 1L142 2H140V4H145V6L144 5H141V6H137V5H135V2H136V0H135V2L133 3L134 5H135V8H137V10L138 9H140V8H142V10H144V8H146V6H147V8L149 7V9L151 10L152 8H150V7H155V6H151V4L149 5L148 3V5L146 4V2L144 1V3H143ZM190 1V0H189ZM217 2H219V0H216ZM225 0H223V1H221L222 3L224 2ZM253 1L255 2V0H251V3H253ZM8 2V3H9ZM21 2V1H20ZM36 2V1H35ZM67 2V3H66ZM179 2H180V4H181V7H184V6H182L183 4H185L186 2V4H185V6L188 4V1H186L185 2V0H183L182 2H181V0H179ZM179 2H178V6H180L179 5ZM191 2V4L190 5H187V7H189V8H187L186 10H187V12H186V10L184 9V8H180L179 10L180 11H178V10H171V11H173V13H174V15H175V17H177L176 15H178L179 17H180V20L179 21H183L184 19H188V21L186 20V21H184L185 22V25H186V22L187 23H189V24H191V23H193L194 25L192 26V25H189V24H187L186 26H188L189 25V29L190 30H192L193 29V27H196V25H200V24H197L198 22H197V19L199 20L200 19V16L203 14V12H205V11H207L208 9H204V7L202 6V9H203V11H200L199 12V10L201 9L200 7V5L201 4H199V9H198V4H196V6H197V8H196V6H193V3H192V0L190 1ZM189 2V3H190ZM231 2V1H230ZM32 3H34L33 1H32ZM222 3H221V6H222ZM257 3V2H256ZM38 5H40L39 3H37ZM43 4V3H42ZM42 4H41V8L43 9H41L43 12L45 11L44 9H46L45 8V5L44 6H42ZM136 4H139V3H136ZM218 4H220V2L218 3ZM225 5V7H224V10H223V7H222V9H221V7H220V11L222 10V11H224L225 13L224 14H222V15H224L223 17L224 18H219V20L223 23V24H228V22L230 21V19H228L229 21L228 22H226V21H224V19L225 20H227L226 19V17L227 18H230V17H232L231 19V21H230V28L229 27H227V25H226V27L228 28V29H232V30H236L237 31V29H234L235 28V26H236V24H234L233 25V21H234V23L236 22L235 21V17H236V19L239 17H237V15L236 14H238V12L236 13V11H237V9L235 10L234 8H233V6H232V8L235 10V11H233V10H231L232 8H227V9H225L226 7H228L230 4H227L228 6H226V3H224ZM192 5V12H193V9H194V12H193V14H191V12L189 11L190 10V6ZM253 6L255 5V3L254 4H252ZM257 5V4H256ZM255 5V6H256ZM9 6H12V8L11 7H9ZM23 6V7H22ZM51 6V5H50ZM55 6H56V8H60V7H62V8H60L61 9V11H62V13L63 12H65L64 13V15L66 14V13H68L67 15H65V16H62L63 14H61V12H60V14H61V16L59 17L60 19H62V20H65L66 18H68V15L69 16H71L72 17V19L70 20V17H69V20H68V22L67 21H62V20H60V21H62L60 24H58L59 22H57L58 21V19L59 18H56V16L58 17V14H59V8H58V10L57 9H55ZM88 6V5H87ZM92 6V4L89 6V8ZM133 6V5H132ZM231 6V5H230ZM229 6V7H230ZM254 6V7H255ZM44 7V8H43ZM94 6H92V13L93 12H95L94 10V8H93ZM125 7H127V6H125ZM124 7V8H125ZM257 7V6H256ZM38 9H40L39 7H37ZM55 9V11L57 10L58 12H56V14L54 13V9ZM131 9V11L132 10H136L135 8H133V7H131V5L130 6H128L127 7V9ZM146 8V9H147ZM25 9V10H24ZM65 9V10H64ZM77 9H78V7H77ZM126 9V11H128ZM129 9V10H130ZM148 9V10H149ZM189 9V10H188ZM195 9L197 10V12H195ZM254 9H256V8H254ZM27 10H29V9H27ZM69 10H71V8L69 9ZM90 10H91V8H90ZM141 10V9H140ZM148 10H144V12L143 11H140V12H142V13H140V12H137V13H135L136 11H134V13L135 14H137L138 15V13L140 14V15H138V18H140V16L143 18V20L145 21V20H147L148 18L147 17H149L148 15L149 14H151V11L149 10V12H148ZM154 10V9H153ZM185 11V13H188L187 15H186V17L184 16V15H181L182 14V12L183 11ZM205 10V11H204ZM231 10V11H233L235 14H233L232 12L230 13L229 11ZM0 11H2V10H0ZM10 11V12H9ZM71 11H73V12H75V11H77L76 9L75 10H71ZM70 11V12H71ZM125 11V10H124ZM123 11V12H124ZM125 11V13L126 14H128V13H130L131 11H129V12H126ZM139 11V10H138ZM180 13V15H179V13ZM189 11V12H188ZM221 11V12H222ZM256 11V10H255ZM258 11V12H257ZM257 11L255 12V13H260L259 12V10H258V8H257ZM153 12V11H152ZM176 12V13H175ZM49 15V16H52V19H50V20H52V22L50 21V20H46V16L45 15H47V14ZM72 13V12H71ZM76 14H77V12H75ZM172 13V12H171ZM172 13V14H173ZM190 13V14H189ZM198 14V15H200L199 17L196 15L195 17L196 18H194V19H191V16L193 17L195 14ZM223 13V12H222ZM0 14H1V12H0ZM30 14H31V17L33 18H31L30 17ZM55 14V15H54ZM74 14V13H73ZM132 15H131V17L130 18H132V17H136V15L135 14H133V12L131 13ZM146 14V15H145ZM231 14V15H230ZM47 15V16H48ZM173 15V16H174ZM233 15H236V16H234V18H233ZM240 15V17L239 18H241V15L242 14H239ZM251 15H253V14H251ZM7 16H11L10 18L9 17H7ZM13 16V17H12ZM41 16V17H40ZM49 16H48V18L47 19H49ZM96 16V15H95ZM125 16H128V19H129V14L128 15H125ZM143 16H145V17H143ZM188 16V17H187ZM221 16V15H220ZM246 16V15H245ZM43 17V19H44V17H45V19L42 21H40L39 22V20L41 19ZM56 18L57 19V21H56V19L54 20V23H53V18ZM63 17H65V19L63 18ZM178 17V18H179ZM247 17V16H246ZM249 17V16H248ZM252 17V16H251ZM7 18V20H4V19H6ZM8 18H9V20L11 19L12 21H15V23L14 22H12L11 20L9 21L8 20ZM15 18V19H14ZM29 18H31L32 20H33V22H34V20H35V22L37 23H35L34 25H36L35 27H33V26H31V27H29V25H30V22L29 21H31L32 22V20H30ZM39 20H38V19ZM51 18V17H50ZM99 18V17H98ZM127 18V17H126ZM141 18V19H142ZM145 18H147V19H145ZM201 18H203V17H201ZM239 18L237 19L238 21H240L239 20ZM245 18V17H244ZM14 19V20H13ZM246 19V21H244ZM244 20H243V18H241V20H243V21H241L242 23V26L244 25L245 26V24H247L248 23V19L247 18H245ZM249 19H250V17H249ZM29 20V21H28ZM49 21L50 23H51V25H50V23H45L46 21ZM67 20V19H66ZM99 20V19H98ZM97 20V21H98ZM101 20V19H100ZM103 20V19H102ZM190 20V21H189ZM194 20V21H193ZM204 20V19H203ZM203 20H199V22L201 21V23L203 24L204 22H202ZM3 21L5 22V23H12L13 25L14 24H19L20 22H22V23H20V24H22V25H24L25 23L27 24L28 23V25H24V27L23 26H21L20 24H19V27H16L15 29L18 31V33H16L15 32V30H13V28L12 27H14V26H12V24H11V26H9V25H6L5 23L3 24ZM18 21H19V23H18ZM39 23H41L42 25H43V27H44V29L42 28V30L39 28V27H42V25L41 26H39V24H38V22ZM178 21V22H179ZM192 21V22H191ZM197 23H196V22ZM205 21V20H204ZM237 21V22H238ZM250 21V20H249ZM32 22V23H33ZM55 22H57V24L55 23ZM63 22H67V26H66V23L64 24ZM100 22V21H99ZM102 22V21H101ZM100 22V23H101ZM191 22V23H190ZM245 22V23H244ZM247 22V23H246ZM24 23V24H23ZM31 23V24H32ZM250 23V22H249ZM1 24L4 26V27H2L1 26ZM49 24V25H48ZM61 25V24H63V26L65 25L68 29H69V24H70V27H72V28H70V29H72V30H70L71 32H75V34L73 35V33H72V35H70L69 36V38L70 37H72V38H70L71 40H70V42H69V38H67L66 40L61 36V35H65V34H63V33H61V32H63L64 31V33H65V31H66V33H69L70 31H68V30H66V29H64L63 27H61L60 26V30H62V31H60V33H59V28H58V26H57V29L58 30H56V31H58V35L56 34V36H59V34H61L60 36L62 37H59V39H60V41H59V39L58 38H56V37H54V39H58L57 41H58V45L56 44L57 43V41L56 40H53L52 38H49V39H51L52 41H48V43L47 44H44L45 42L44 41H46V38H48V35H49V37H50V35L53 33V36H55V26H52V25ZM77 24H79V23H77ZM81 24V23H80ZM196 24V25H195ZM228 24V25H229ZM240 23H238L237 25H241ZM7 27H9V28H7ZM177 25H178V28H180L181 26L183 27V23H182V25L180 24V26H179V23H177ZM176 25V26H177ZM15 26H18V25H15ZM27 27V29L28 28H36V27H38L40 30H39V33L41 34V36H44L46 33H49L46 37H44L45 39H44V43L43 42H41L40 41V44H42V45H44V46H42V47H46L45 45H48L50 42H51V44L50 45H52L53 47H55V44L57 45L56 47V49H54L53 47H51V48H53V50H50V46L48 47H46V48H42L41 47V45L39 46V41L38 40H41L42 38H41V36H40V34L39 33H37V32H33L34 34H38V35H35V37L33 36V33H32V29H30V30H32V31H30V33H32V35L31 36H33L37 41H36V43L38 44V46H34L33 48L35 49V47H36V49L35 50H32L33 48H31L30 49V47H32L33 45H32V43L34 44V45H37V44H35V41H33V40H35V39H33V37H31V36H29L28 34H27V32H29V30L27 31L25 28ZM191 26V27H190ZM242 26H240V28L242 27ZM243 26V27H244ZM248 26H249V24H248ZM12 29H11V28ZM21 27H23V29L21 28ZM55 27V28H54ZM182 27L179 29L180 31H181V29H182ZM4 28H6V29H4ZM18 28L20 29V31H23V30H26L24 33L23 32H21L22 34H25V35H22L21 33H20V31L18 30ZM61 28H63V29H61ZM75 30H74V29ZM184 28V27H183ZM240 28H238V31L240 30L241 31V29ZM244 28H246V26L244 27ZM9 31H8V30ZM83 29V30H82ZM228 29H226V30H228ZM13 30V31H12ZM34 30H36V31H38L37 30V28L36 29H34ZM81 30H82V33H81ZM95 30V31H94ZM183 30V29H182ZM190 30H188L187 28L185 29L184 28V31H183V33L184 32H186L187 33V36L190 34V32H188V31H190ZM45 31H46V33H45ZM68 31V32H67ZM87 31H91V32H96L95 34H93L94 36L95 35H97V39L94 37V36H92V34L90 33V37H86V36H88V34L89 33H87ZM129 30H126V32H128ZM179 31V32H180ZM236 31H229L232 35H230L229 34V32H228V35H227V37H226V39H227V45L225 44L226 43V40H225V42H224V46L223 47H226V48H228V41L230 40H232L233 41V39H232V37H234L235 35H236ZM237 31V34L239 33ZM2 32V33H1ZM10 32H11V34H10ZM14 32V33H13ZM71 32L69 33V34H71ZM79 32V33H78ZM124 32V34H125V31H123ZM191 32H193V31H191ZM16 33V34H15ZM51 33V34H50ZM76 33H78V34H76ZM99 33V34H98ZM186 33H184V34H182V31L179 33V35L178 36H180V35H185L186 36ZM189 33V34H188ZM194 33V32H193ZM235 33V34H234ZM12 34H14V35H12ZM128 34H129V32H128ZM128 34H127V36H128ZM199 34V33H198ZM233 34H234V36H233ZM22 35V36H21ZM26 35H28L27 37H26ZM130 35V34H129ZM194 35H196L195 37H198L199 38V36H200V34L199 35H197V33H194V34H192L191 33V36L187 39V38H185V37H183V39H182V36L180 37L181 38V41L182 42H184V41H186V40H189V41H191L192 42V44H194L195 42H197L198 43V41L199 40H201V38H203L202 36H204L205 37V33L204 32H201V38L200 39H198V38H196L195 39V37L193 38V36ZM244 35H245V41H246V38H247V36L249 35V34H247V32L246 33H244ZM247 35V36H246ZM251 35V36H250ZM250 35L248 36V39H247V41L249 40V38L250 37H252V35H254L255 36V33L253 32V34H252V32L250 33ZM67 36V35H66ZM83 36H85V37H83ZM92 36V37H91ZM126 36V35H125ZM126 36V37H127ZM186 36V37H187ZM231 36V39L229 38V37ZM253 36V37H254ZM13 37H15V41H14V39H13ZM39 37L41 38V39H39ZM68 37V36H67ZM94 37V38H93ZM129 37H131V36H128L127 37V39L129 38ZM252 37V38H253ZM27 38H29V39H31L32 40V42H30V41H28V43L26 44V39ZM66 38V37H65ZM123 38H124V40H125V42L126 41H129L128 43H132L134 40H126V38L123 36ZM192 38V39H191ZM228 38H229V40H228ZM12 39H13V41H12ZM23 39V40H22ZM28 39V40H29ZM64 39V40H63ZM75 39V40H74ZM79 39H81V38H79ZM129 39H132V38H129ZM198 39V40H197ZM204 39V41L207 39V37H205V38H203ZM7 40V41H6ZM22 40V41H21ZM68 40V41H67ZM113 40V41H115V43L114 42H111V41ZM122 40V42H120ZM194 40H196V41H194ZM250 40H252L251 38H250ZM46 41V42H47ZM53 41H55V42H53ZM64 41H66V43L64 42ZM194 41V42H193ZM231 41V42H232ZM6 42L7 43H9V44H6ZM30 42V43H29ZM68 42H69V44H68ZM119 42L121 43V44H119ZM135 42L136 41H134L133 42V44H131L130 43V45L128 44L127 46H134L135 47V45L137 44H139V46H140V43H136L135 44ZM190 42V43H191ZM203 43V40H201V41H199V43ZM231 42H229V44L231 43ZM249 42V41H248ZM12 43V44H11ZM54 45H53V44ZM185 43V42H184ZM188 43V42H187ZM196 43V44H197ZM198 43V46L199 45H201V44H199ZM5 44V45H4ZM11 44V46L13 47H9L8 45H10ZM29 44L30 45H32V46H29ZM65 44H67V45H65ZM115 44H117V46L115 45ZM222 45H223V43H222ZM231 45H233V42L231 43ZM230 45V46H231ZM60 46V45H59ZM65 46V47H64ZM126 45H124V49L122 50V52H127L129 49H130V47H128V48H126L125 49V47H127ZM153 46H155V45H153ZM152 46V48H154ZM157 46V45H156ZM197 46V45H196ZM197 46V47H198ZM229 46V47H230ZM246 46V45H245ZM244 46V47H245ZM39 47V48H38ZM64 47V48H63ZM67 47V48H66ZM74 47V48H73ZM77 47V48H76ZM114 47H116V49H117V51H116V49H115V53H113V51L112 50H114ZM134 47H131L132 49V53H131V51L130 52H128V54L126 55V53L124 54V55H126V56H128V58L131 56L132 57V59H131V61H130V59H129V61H126L125 60V57L126 56H124L123 54H121L119 51L116 53L117 55V57L118 56H120V57H123V60H125L126 61V63H124L123 62V60H122V62L124 63V65H123V63L121 62V60H119V58H118V60H117V58H115L114 60H113V62L115 61V62H117L116 64H117V66H118V63H119V66H120V64H121V66L123 65V66H125V64H127V62H128V67H130L131 65H135L134 64V62H137L138 63V61H140V60H142L143 58H145V55H144V57H142V54H145V51L146 52H149V50L147 49H145L144 47H143V49H145V50H143V53L141 54V51L139 52V50H141L140 49V47L137 49V48H134ZM138 47V46H137ZM142 47V46H141ZM159 47V46H158ZM161 47V46H160ZM244 47H241V48H244ZM10 48V49H9ZM23 48V47H22ZM123 48V47H122ZM156 49H157V47H155ZM154 48V49H155ZM164 47H162L160 50H164L163 49ZM246 48V47H245ZM245 48L244 49H242L243 51H245ZM61 49V50H62ZM65 49H64V51H65ZM103 49V50H102ZM134 49V50H133ZM137 49V50H136ZM156 49L155 50H152V51H154L153 52V54L155 53V52H159V53H155L154 55H156V56H158L159 54H160V56L162 55L163 56V54L165 53V52H167V51H160L159 49V51L157 50L156 51ZM167 49V48H166ZM169 49V48H168ZM222 49H225V48H222ZM2 48L0 49V53H1V55H0V60H4V59H2V57H5L6 56V50H4L5 51V53H4V51L2 50ZM61 50L60 51H58L59 53L61 52ZM71 50V51H72ZM100 50V51H99ZM136 50V51H135ZM170 50V49H169ZM226 50V49H225ZM228 50V49H227ZM226 50V51H227ZM242 50L241 49H239V51H241V53H242ZM8 51H7V53H8ZM13 51H11L12 52V54H13ZM25 51V53L27 54H25L24 53V55H23V52ZM63 50H62V55L64 56V57H66V55L65 54H67V53H71V51H69V52H67V53H65ZM97 51H99V52H97ZM101 51L102 52H104V54L103 53H101ZM121 51V50H120ZM134 51V52H133ZM151 51V52H152ZM180 51V50H179ZM179 51H177L178 53H181V55H182V57H184L185 58V56L187 55V53L185 54V52H179ZM237 52V54L238 53H240V52ZM11 52H9L10 54H11ZM30 54L31 53V56L28 54V53ZM47 51H45L44 53L46 54H48L49 55V53H48ZM53 52V53H54ZM65 54H64V53ZM161 52H162V54H161ZM169 52H172V50H170ZM169 52H167V53H165V55L167 56V54H170ZM177 52H172V54H174L173 56H175V54L177 55ZM204 52V51H203ZM205 52H209V50H207V51H205ZM205 52L204 53H194V54H191V55H194L193 57L194 58H197V56L196 55H200V54H204L205 56H206V58H205V60L203 59V57L201 58V56H204V55H201V56H199L200 57V59H194V58H190V57H186V58H190L189 60H187L186 58L184 59V60H182V57L181 56H179L180 54H178L177 55V58H178V62H179V58L181 57V62H185V60L188 62V65L189 66H193V64L195 63L194 61L195 60H198L199 62L197 63V61H196V64H197V67L200 69V68H202V69H204V65L206 66V62H211L210 60H214V59H212L213 57H212V55H207V54H205ZM15 53H14V55H15ZM35 53V52H34ZM41 53L39 54H37V56L38 57H36L35 59H34V61L33 60H31L30 62H27V64L28 65H26V60H25V62H23V59L22 58H20L19 56L20 55H15V60H13L14 59V55H12V57H13V64H15V65H19L20 63L19 62H16V60L18 59V61H20V62H23V63H25V64H23V66L25 65V66H27L26 67V69H29L30 68V66L32 65V63L33 62H36V61H38V59H39V62H40V64H42L41 62L42 61H40V58H42V57H39V55H41ZM69 53V54H70ZM96 53H98V54H96ZM119 53V54H118ZM129 53L130 54H132V55H130L129 56ZM136 53H140L141 54V56L139 55V57L138 58H140V57H142V58H140V60H138V58H136L135 59V54ZM150 53V52H149ZM4 56H3V55ZM9 54V55H10ZM47 54H46V56H47ZM55 54V53H54ZM50 55V56H52V58L49 60V61H51V60H53V58L56 56V54L55 55ZM58 54V53H57ZM69 54H67V55H69ZM152 54V55H153ZM189 54V53H188ZM208 54H210V52L208 53ZM8 55V54H7ZM9 55L8 56H6V58H5V61H7V58H9ZM36 55V54H35ZM59 56H62V55H60V54H58ZM56 56L55 58H54V60L53 61H62V63H63V60H60L61 59V57H59V56ZM71 55V54H70ZM94 55V56H95ZM154 55H153V57H150V55L148 56H146V58H149V59H151L150 61H149V59H144V61L145 62H147L146 60H148V64L147 63H145V62H143V61H140L138 64H140V63H144V64H146V66H150L151 65V63L153 64V62H151L152 60H154V61H156L157 59L154 57ZM171 55V54H170ZM169 55V56H170ZM190 55V54H189ZM188 55V56H189ZM243 55V54H242ZM242 55H240V56H242ZM25 56H27V58L25 57ZM41 56H43V58L45 59V55H41ZM54 56V57H53ZM62 56V57H63ZM133 56H135V57H133ZM137 56H138V54H137ZM159 56V57H160ZM168 56V58H170V59H172V58H174L172 55L169 57ZM225 56V55H224ZM16 57H19V58H16ZM48 57V56H47ZM47 57H46V59H47ZM57 57H59V58H57ZM69 56H67L66 57V61H70L71 59H73V58H68ZM100 57H103V60L100 58ZM158 57V58H159ZM172 57V58H171ZM192 57V56H191ZM208 57V58H207ZM209 57H212V58H210L209 59ZM243 58L242 59H244L245 58V60H247L246 59V55H245V57L244 56H242ZM56 58H57V60H56ZM67 58H68V60H67ZM128 58H126L127 60H128ZM134 58V59H133ZM167 58V57H166ZM176 58V59H177ZM10 59V58H9ZM21 59H22V61H21ZM29 59L27 60V61H29ZM37 59V60H36ZM48 59H49V57H48ZM63 59V58H62ZM201 59H203L202 60V62H204L205 64H203V66L202 67H199V65L200 64H202V62H201ZM225 59V64L227 63V66H229V64L231 63V61H230V63H229V60H230V55L229 54H227L226 56H225V58H223V60ZM241 59V58H240ZM12 60H10V64L12 63ZM36 60V61H35ZM43 60V59H42ZM64 60H65V58H64ZM109 61V62H111L112 64H114L112 61ZM117 60V61H116ZM134 60V62H132ZM137 60V61H136ZM209 60V61H208ZM45 61H48V60H43V63L45 62ZM48 61V62H49ZM65 61V62H66ZM227 61V62H226ZM8 63H9V61H7ZM38 62V63H39ZM48 62H46V63H48ZM52 62V61H51ZM51 62H49V64L48 65H52V64H50ZM52 62V63H54V66L56 67V64H57V66L60 64L59 62V64L56 62ZM64 62V64H71V61L70 62H66L65 63ZM109 62H108V65H106L105 64V66H109L110 64H109ZM129 62L131 63L132 62V64L129 66ZM151 62V63H150ZM186 62V63H187ZM213 62V61H212ZM211 62V63H212ZM215 62V61H214ZM213 62V63H214ZM4 63V62H3ZM3 63H1V61H0V64L1 65H4ZM8 63H6L5 62V64L6 65H4L5 67H6V69H9L8 71H11V70H13L12 68H7L8 66H11V65H9ZM17 63V64H16ZM37 63V62H36ZM45 63V64H46ZM155 63V62H154ZM157 63V62H156ZM159 63V62H158ZM192 65H191V64ZM211 63H209L210 65H212V67L211 68H213V65L215 64H211ZM229 63V64H228ZM31 64V65H30ZM34 64V63H33ZM150 64V65H149ZM183 64V63H182ZM181 64V65H182ZM209 64H207V66L208 67H210L209 66ZM1 65H0V67H1ZM8 65V66H7ZM36 65H38V64H36ZM47 65V64H46ZM45 65V66H46ZM154 65V64H153ZM187 64H185L184 65V67L186 66V67H189ZM231 65V64H230ZM20 66H22V64L21 65H19V68H20V70L19 71H21V67ZM29 66V67H28ZM52 67V68H54L55 69V67ZM104 66V65H103ZM117 66H116V68H117ZM120 66V67H121ZM123 66L121 67L122 68V71H121V73L122 72H124L125 71V67L123 68ZM144 66V65H143ZM5 67L3 68V67H1L3 70H1L3 73H0V74H2V78H0V79H2V82H1V80H0V83H2L3 85H4V83L5 82H7V83H5V84H7L8 85V87L10 86L11 88L13 87V85L15 86V88H18V84H22L23 82H20V79L22 80V81H24L25 82V80L26 79H28V78H30L29 80L31 81V78L33 77L32 75L33 74H31V72H30V69L28 70L30 73H28V75H30V77H27L26 78V76H28V75H25V74H27V70L26 69H24V70H22V72L24 71L25 72V74L24 73H22L21 74V72L20 73H18L19 75H17V76H19L18 78L16 77V74H17V71H16V73L14 72L15 70H13V71H11V72H9L10 73V76H9V74H8V72H5L4 70H5ZM114 67V66H113ZM119 67V68H120ZM127 66H126V68H128ZM207 67V68H208ZM24 68V67H23ZM48 68H50L49 66H48ZM47 68V69H48ZM118 68V69H119ZM120 68V69H121ZM131 68H132V66H131ZM130 68V69H131ZM207 68L205 67V69H204V71L205 70H207ZM211 68H208V70L207 71H209ZM223 68V66L221 67V69ZM225 68V67H224ZM51 69V68H50ZM50 69H48V70H50ZM53 69V70H54ZM116 70V71H113V74L111 75L110 73V75L112 76V78H114L113 80H112V78H111V76L110 77H108L109 79H111L112 81V83H114L113 81L115 80V76H114V74L116 75L117 73H115V72H118L119 70ZM129 69V68H128ZM129 69V72L131 71ZM52 69L50 70L51 72L53 71ZM124 70V71H123ZM127 70V69H126ZM132 70H133V68H132ZM213 70V69H212ZM212 70H210L209 71V74L205 71H203L202 70V72H201V79H202V77H203V82L199 79L198 81H197V83L195 82V84L197 85L198 84V82H199V84L196 86L195 84H194V86L193 85H191L190 83L191 82H189V84H187L188 82L187 81H190V79L189 80H185L184 79V76L182 75V71L180 72V71H178V75L180 76H178V75H174V77L175 76H177L176 78H178V80H183V81H181V83L183 82L184 83V81L186 82V83H182V86L183 85H185V86H183L184 87V89L185 90H183L184 92H183V95H184V93L185 92H187L188 93V95L190 96H188L186 93H185V95H184V99L182 98V96H180L181 95V93H182V89L180 88V90H181V93L179 92V91H177V95H178V93H180V95H179V98H178V96L176 95V94H174L173 95V91H171L172 90V88L173 87H171V85L173 86V84L175 85V87H176V84H177V86H181V83H178V82H176V81H178V80H176L175 78V80H173L172 81V83H169V87H168V90H169V92L171 93V95H172V97L174 96L175 98L177 97L178 98V100H176V101H178L180 104L181 103H183V101H185L183 104L185 105V104H187V103H189V104H191V100L190 99H192L193 97H195V96H198L197 94H199L200 96H201V91H202V93H204V91L205 92H209L208 90H209V88H203V87H205V85L204 84H207L208 86L209 85H211V84H208V83H210V82H208V83H205V82H207V79H205V77H206V75H207V77L206 78H208L209 77V75H210V79H208V81H210L211 79L213 80V77L211 76V74L212 73H210ZM27 71V72H26ZM15 73V75H14V73ZM55 72L56 71H54L53 72V74H50V75H55ZM128 72V70L125 72V74ZM132 72H134V71H131L130 73L132 74ZM137 72V71H136ZM227 72V71H226ZM5 73H6V75H5ZM135 73V72H134ZM134 73L132 74L133 75V77H135L134 76ZM139 73V72H138ZM181 73V74H180ZM206 75H205V74ZM228 73V72H227ZM8 74V75H7ZM12 74L14 75V77H15V79L13 78V76H12ZM125 77L127 76V74L125 75L124 73H122ZM142 73H140V75H141ZM21 75H23V77L24 78H22L21 77ZM135 75H138V74H135ZM139 75V76H140ZM147 75V74H146ZM205 75V76H204ZM227 76H229V74H226ZM225 74H224V77L223 76H221V78H219V82H221V86L219 85V82L217 83V87L216 88H220V87H222L223 86V84L222 83H224V82H226L225 80H226V78L227 77H225L226 76ZM4 76V77H3ZM9 76V77H8ZM12 76V78L14 79V81H16V79H17V82L18 83H16L18 86H16L15 84H13L12 85V83H13V80H12V78H10ZM138 76V77H139ZM143 76L145 77V75L143 74ZM143 76L141 75V77H139V78H143ZM149 76H150V74H149ZM148 76V78H150ZM7 77V78H6ZM123 77V76H122ZM128 77V76H127ZM132 77V78H133ZM137 77V76H136ZM182 77H183V79H182ZM6 78V79H5ZM9 78V80L11 79L12 80V82H9V84H8V79ZM20 78V79H19ZM26 78V79H25ZM52 78V77H51ZM124 78V77H123ZM129 78V77H128ZM127 78V79H128ZM130 78H131V75H130ZM147 78V76L145 77V79ZM190 78V77H189ZM223 78V79H222ZM127 79L126 80H123L124 82L125 81H127ZM144 79V80H145ZM151 79V78H150ZM4 80V81H3ZM10 80V81H11ZM19 80V81H18ZM28 80V82L30 83V81ZM132 80H134V81H136V78H133V79H131V80H129L128 79V81L127 82H125V86H126V88H125V86H123L124 88H125V90H127V89H129V88H132V87H134L133 85V81ZM141 80V79H140ZM152 80V79H151ZM151 80H145L144 82H142L143 80H141V81H137L138 83L139 82H142V84H143V86H142V84L140 85H137L136 83L137 82H135V84L137 85H135V87H141L142 86V90L143 91H145V89H146V87L147 88H149L150 89V87L148 86V81L150 82ZM204 80H206V81H204ZM154 80H152L151 82H153ZM175 81V82H174ZM179 81V82H180ZM4 82V83H3ZM124 82H123V84H124ZM174 82V83H173ZM201 82H202V84L204 85V86H201ZM213 82H215L214 80L211 82L212 84H213ZM15 83V82H14ZM28 83V84H29ZM47 83H50V82H47ZM47 83H45L44 84V87H43V85L41 86V87H38V88H35L36 89V91H38L39 89H40V92H42V89L41 88H45V89H47L48 88V85H50V84H48L47 85ZM132 85V87L131 86H129L130 84ZM2 84H0V85H2ZM11 84V85H10ZM20 84V85H21ZM26 84V85H25ZM28 84H27V80H26V82L24 83V85L25 86H28ZM126 84H128V86H129V88H127L128 86L126 85ZM146 84H147V86H146ZM150 85L151 84H153V83H149ZM178 84H180V85H178ZM193 84V83H192ZM23 85V84H22ZM21 85V86H22ZM23 85V86H24ZM187 85V86H186ZM190 87H189V86ZM207 85H206V87H207ZM214 85V84H213ZM212 85V86H213ZM6 86V85H5ZM5 86H0V89H4V90H1V91H4V92H2V93H4L3 95H1L2 93H1V91H0V95L1 96H3L2 98H0V103L2 104V102H4V104H5V102H6V99H8V100H10L11 98V96H9L8 98H6L5 96H7L8 94H5V93H11V91H12V89H14V92L16 91L18 94H19V89H21L22 91H23V89L25 88V87H20L19 89H18V91L15 89V88H12V89H10V91L9 90H7V89H9L8 87H7V89L6 88H4ZM144 86H146L145 88H143ZM153 86L155 87V81H154V84H153ZM191 86L192 87H194L195 89H196V91L197 90H201L200 92H196L195 91V89L193 88V90H192V96L189 94V92L191 93V91H190V89H186V88H191ZM196 86V87H195ZM200 86V87H199ZM212 86H210V89H211V93L209 92L208 94H210V95H212V93H213V95H215L216 96V98H217V96L218 97H220V98H222V99H224L225 97H226V95H224V94H219V95H221V96H219L218 95V93L217 92H215V90L213 91L212 89H215L214 87H212ZM171 87V89H169ZM174 87V88H175ZM182 87V88H183ZM29 88H31V87H29ZM29 88H27L26 90L28 91H25L24 93H25V96H29V91L31 92V90L32 89H30L29 90ZM199 88V89H198ZM202 88H203V90H202ZM223 88V87H222ZM7 90V92H6V90ZM35 89H33L34 91L33 92H36L35 91ZM38 89V90H37ZM44 89V90H45ZM97 89H98V92H102V88L101 87H97L96 89H95V91H97ZM102 89V90H101ZM133 89V88H132ZM132 89H131V91H132ZM140 89V88H139ZM138 88H137V90L136 89H134L132 92H133V94L135 93V92H137V93H135V95H138V94H141L140 92H142V90L140 89V92L138 93V90H139ZM177 89H179V87H177V88H175V92H176V90ZM192 89V88H191ZM100 90V91H99ZM130 90V89H129ZM128 90V91H129ZM135 91V92H134ZM146 91H148V89H146ZM189 91V92H188ZM15 92V93H16ZM27 92V93H26ZM33 92H31V93H33ZM39 92V91H38ZM39 92V93H40ZM92 92H94V90L92 91ZM95 93L94 92V94H98V98H99V94L100 93ZM15 93H13L12 92V94H10V95H12V97H13V95L15 94ZM16 93V94H17ZM21 93V92H20ZM29 93V94H28ZM38 93V94H39ZM194 93H197V94H194ZM18 94L16 95V97L14 96V98H16V100H17V98H19V96H18ZM38 94H36L35 93V95L34 96H36V95H38ZM91 94V93H90ZM90 94H88V96L90 95ZM94 94H91V99L93 98H95L94 100H96L97 98H96V96L94 97L93 95ZM167 94L169 95L168 96V98L169 99H172V98H170V94L168 93V91H167ZM194 94V95H193ZM208 94H207V97H209L208 96ZM23 94H21V96H22ZM203 95V94H202ZM206 94L204 93V95L203 96H205ZM222 95H224V96H222ZM18 96V97H17ZM32 96V94H30V96H29V98H31L30 100H32V98H33V101H34V103H36V105H34V104H31V105H33L34 107L36 106L37 107V105H38V107H37V112L36 111H33L35 108L33 107V106H30V108H32L33 107V109L32 110H29L30 108L27 106L29 103L28 102H31L30 100H27L26 101V99H28V97H26V99H22V97H21V100H22V102L20 101V99H18L20 102L18 103L17 102V104H20V105H22V104H24L23 103V101L26 103V106H27V108L25 107V105H22V106H24L25 108H26V110L24 111V113L21 111V109L19 110V108H18V112H14L15 113V115H16V113L18 114L19 113V115L21 114V112L24 114V116L26 115L25 113H27V114H29V112H27V111H30V113L33 111V112H36L37 114H40V115H37L36 113H32V115L36 118V120H35V122L37 123V122H39L42 118L46 121V122H51V124H49L48 126L50 127H52L53 126V129L54 130H56V131H54L53 129H52V131H53V133L55 132V134H51V127L48 129L47 127H46V129H48L49 131H50V133H49V131L48 130H46L45 131V126H44V124L42 123L41 124V121H40V124L43 126L42 128L44 129L43 131H45L46 132V134H45V132H44V136H42L43 135V133L41 134L40 132L42 131V129H41V127L40 128H38L39 126H38V124H36V123H34V124H36V126L35 125H33L34 127H32L33 129L34 128H36L37 127V129H35V130H40L41 129V131H39V133H40V135H38L36 132L37 131H35V134L34 133H32V132H34L33 131V129L31 130L30 129V132H26V131H28V130H26V131H24L25 132V134L27 133V137L26 136H24V132L21 130L22 128L21 127H23V126H21L20 127V123H19V120H18V123L16 122V121H14V120H16L17 118L16 117H18V115H16V119L14 118V120L13 119H11V118H13V117H10V120L12 121L13 120V126H11V128H10V126L8 127H5V129H7V128H10L11 129V132H10V136L8 135V132H5V134L3 135V138L4 139H6V137H4V136H8L9 138H11L12 139V134H14L15 133V135L16 136H18V135H20V138L22 139H19V136L16 138V136L14 137V138H16V139H14L13 138V141L10 139V141L7 143V142H4L3 140H1V144L3 143V145H4V143L6 144V146L8 147L9 146V144H10V142H11V144H10V147H9V150L10 149H12L11 147V145L13 144V143H15V142H17L18 140H19V142H21V143H24L25 141H27V143H29V145H31V143L33 142H39L40 141V138L42 139L43 138V142H44V139L46 138V136H47V132H48V138H47V141H45V142H50V139H53L54 138V140H55V137L57 138L56 139V141L57 140H59V142L60 143H57L56 142V144H55V142H54V144L53 143H51L53 146L55 145H59V146H62V145H66V143L67 142H64V141H66L64 138H67V136L68 137H72V136H70L71 134H72V132H73V130H75L76 128V130H78V127H75V128H73L74 126H71L72 124L74 125V123H77L78 121V125L77 124H75V125H77V126H81L80 125V123H85V125H87L86 123H88V121H86L85 122V120L84 121H82V120H80L79 118H74V117H76L77 115H73L72 114V111L73 110H70V111H68L69 110V106L68 107H66V105H65V107L66 108H64V109H62V111L64 110L65 111V113H64V111L62 112L61 111V103L59 104L60 105V107H59V105L57 106V104H56V106H55V109H53V110H55V112L53 111H50L49 113L51 114V115H49L48 116V111H49V105L48 104H45V110H44V108H42V107H44V104L43 103H45L46 101L42 98L41 100H44L45 102H43L42 103V101L40 100V98H39V95H38V97L36 96V98H39L38 99V101L40 100L41 101V103L43 104H41L42 105V107H41V105H40V102H38V101H36L35 102V97H31ZM166 97H167V95H165ZM199 96V97H200ZM203 96H202V98H199V97H195V99L193 98V100H192V102L196 105H194V108L191 106V108H193V109H195L194 111H196V112H198V114L197 115H199L198 116V118H196L197 117V115H195L194 116V118H196V120H190V121H188L187 123H184L183 122V120H185V119H183L185 116H183L182 117V115H181V113L178 115V117H180L181 118V120H180V118H176L177 119V121L178 120H180V121H178V122H181L182 121V123H184L183 125H185V127H187L188 125H191V126H189V127H187V128H190V130L189 129H186V128H183V130H182V128L180 127V125L182 124V123H180L179 125L177 124V126H179L181 129H179V127L178 128H176V133H178L179 132V130H182V131H180L181 133H182V136L181 135H179L178 136V134H174L173 135V137H171L172 136V131L173 130H175V124L177 123V121L174 123V125H172L171 123L173 122L172 120H176V119H173L172 118V114H170L171 113V111L169 110V108H168V110H167V107L166 108H164V107H162V105L160 106L159 105V108H162L161 109V114H164L162 117H161V119H164L165 117V119L166 120H168V118L167 117H170V115H171V121L172 122H170V124L172 125V127H174V128H172L169 124L167 125L168 127H167V129L165 128L166 127V125L165 124H163V127L166 129H164L165 131H166V135H168L167 137V139L168 140H166V137H165V134H164V137H162L163 136V132H164V130L162 131V135H161V137L160 136H157V134L160 132V131H158V129H157V126H155V129L158 131V133L156 134V133H153L154 134V136H156L157 137V143H156V140H155V138L156 137H153V140H155V142L153 141L152 142V140L150 139H148L147 141H146V139L147 138H149L150 136H152V135H150V133H152V132H154L153 130H154V126L153 125H155L154 123H153V125H152V122H150V120H152L153 119V122H154V119H160V117L158 116V115H161V114H159V111H160V109H158L157 107H156V109H155V111L154 112H156V114L155 115H157V109L159 110L158 111V117H156V116H153L152 118H150V116L153 114L152 112H151V108L152 107H150V109L149 108H145V110H143V111H145L146 112V110H147V112L150 110V112H149V115H148V118H150L149 119V121H148V123L150 122L151 124H150V127L148 126V123H147V121L145 122L146 124H144V125H147V127L146 128H148L149 127V130H150V128L152 127L153 128V130H150V131H152V132H150L149 131V137L147 136V138H146V136H145V138L146 139H141V140H143V142L141 141V140H138L139 142H137V141H135V140H133V139H131L129 136V138L131 139L130 141L132 142H137L136 144L137 145H135V144H133V143H131L130 141H127V142H129V143H126V142H123V141H126V139H129V138H124V136L125 137H127L126 135H125V128H124V130H123V128H122V125L123 124H120L119 125V127H118V129L120 130H122V134H123V132H124V135H123V139L120 137L121 135H118V137H120V139H122L123 141H121L119 138H117V139H119V142L121 143L122 142V144H119V145H121V149L122 150H120L119 149V145L117 146V144L119 143H117V140H116V142H115V144H116V146L118 147V152L119 153H121V154H119V153H117V154H119L120 156H123L122 154L124 153L125 155V157L123 158V157H121V158H123V159H119V158H117L118 156H116V158H112L111 159V157H113L116 153L115 152H117V148H114V146L113 147H111L112 146V144H113V142L112 143H109V145H111V146H109L108 144H107V142H104L105 143V147H110V148H112L111 150H109L108 148V151L109 152H100V153H97V152H99V151H103L105 148H103L104 147V143H103V140H102V137H101V140H100V138H99V135H98V137L96 136V138H95V140H94V142L93 141H91L92 139H94V137H92V138H90V136H86L87 137V139L85 138V136H83V139L84 140H86V142L88 143L89 141L90 142H92V143H94L95 145H93V144H91V143H89V145H92V146H90V147H93V150H91V151H94L95 149L97 150V152L96 151H94V152H92V154L94 153V155H92L91 154V152H90V158H89V156L87 155L88 153L87 152H89L90 151V147L88 146V144H87V146L89 147L88 148V150H87V146L86 147H84V144L86 145V143H85V141L82 139V141L84 142H81V145H82V143H83V148H86V149H83V148H81V150L83 149V151H79L80 150V147H79V149L76 151L75 150V148H74V150L79 154V156H77V157H80V152L82 153V155H83V153L85 154V153H87L84 157L85 158H83V156H82V158L80 157V158H77V159H85V162H83V160H81L82 161V163H81V161H80V165L82 164V166L84 165V163H85V165H86V167L85 168H83V170H82V168H81V166L80 165H77L76 166V164L79 162L78 160V162L76 163L75 162V160H76V157L74 156V155H76L77 153H74L73 154V152H70L71 154H70V157L72 158V154H73V156H74V162L76 163L75 164V166L73 165V164H67V166L66 167H64L65 165H64V162H66L68 159H70V157L68 156V152H67V160H65V161H63V165H61L60 167H61V169H62V166L64 167V170L66 171V173L63 171L62 173H60L62 170L61 169H59L60 167H58L60 164H61V162L59 163V162H56L55 160H54V162H56V164L51 160V159H49L48 157H47V159H49V160H51L53 163H54V165H52L53 163L51 162V161H48V160H46V158H44V162L46 161V163H47V165H46V163H44L47 167L49 166L48 165V163L49 164H51L52 166H50V170H46V169H48L47 167H46V169L44 170L43 168H45V165L43 164V162L42 163H39V164H43V166H42V168L40 167V165L38 164V160H37V163H36V161H35V167L34 168H36V169H33V168H31L30 170L32 171H30V170H27V171H29V172H31V173H28V174H26L27 172L25 171V175L23 174V177L24 176H26L27 178H23V180H22V178H21V176H22V174L21 175H19L18 176V179H17V177H16V179L14 180V182H13V180H11L10 178H8V174H9V170H11L10 169V167L8 168V166H10V165H6V158H5V156L4 157H2V154L3 155H6L8 152H7V150H8V148L6 147V154L5 153H2L1 151H2V149H5L4 148V146H3V148L1 149V147H0V152L2 153V154H0V163L1 164H3V165H0V166H2L1 168H0V204L2 205H0V264H7L9 261H15L16 262V264H25V263H27V264H63L64 262H62L61 260H57L58 258H57V256L59 255V254H65V255H67L68 257H69V259H68V261H66V264L69 262V264H74V263H76V261H81V259H82V257L84 258V256H87L88 254H89V252H87L86 251V249L88 250V246H86V245H88L87 243H89V240L87 239V238H89V237H87L86 235H88L89 234V232H88V230H87V228H90V226L92 227L93 225H95V224H98V227L101 229V230H104V232L105 233H107V235H108V237L106 236V240L102 243V246L104 245V247L106 246V244H108L109 245V243H111L112 241V238L113 239H116L117 237H119L120 238V236H121V238H122V236L123 237H128V236H131L132 235V237L134 236H136V238L137 237H141V236H145L146 235V233H150L149 234V236H148V234H147V236L148 237H151V239H147V237L145 238V237H139L138 239H141L142 240V242L140 243L141 244V247H139V245H138V247L139 248H137V246H135V249L134 248H130V249H128V250H126L125 252H126V254H125V252H122V253H120V252H118L117 250H114L115 248H112L111 249V251H109V252H111V257H113V255H115L113 258H111V257H109L108 259L109 260H111L114 264H133V263H135V264H144V262H145V260H147V262H145V264H148L150 261V259H148L147 257L149 256H151L150 258L153 260L154 259V257H153V255L152 254H154V256H160L159 254H161V253H164V254H166L165 252H164V250L163 249H161V248H164V246H163V244L165 243V242H167V241H165L166 240V238L163 236V238L165 239H163V238H161L162 237V235L160 236V238H161V240L162 241H160L159 242V245H162L161 247H159L158 248V245H157V247L155 246L156 244H154L155 242L152 240V233L153 234H157L156 236L154 235V237H156V239L158 238V234H159V231H160V229L158 228V232L156 231L157 230V228H156V226L155 225H153V224H155V223H153L152 221H150V224L151 225H149L150 227L153 225V226H155V228L156 229H153V228H150L148 225H146L147 223L145 222V221H147L148 219H149V217L151 218V219H149V220H153L154 218H156L157 217V215H156V217H155V215L154 214H156V213H159L161 210H163V209H166V210H168V208H169V210H173V209H175L177 206H179V204H180V206H181V204L183 203V202H181L180 200L182 199V201L185 199L186 200V198H185V195H187V196H189L188 194H191L192 192H190L191 190L192 191H194V189L195 188H198V187H200V185H203L205 182L206 183H209L210 182V180L212 179V180H215V179H218L219 178V175H221L220 174V170L222 169V167H224V169L226 168L225 167V164L229 167V165H228V162H229V164L233 161V160H236V161H238L239 160V158H242L243 156H240V155H242L243 153L245 154L248 150H250L249 152H247V155L246 156H248L251 152L253 153V151H251L252 150V147H253V149H254V147H255V145H257L258 143H262V142H264V111H262V110H264V109H262V108H259V107H261V106H255L256 105V103H255V105H253L254 103V101L251 103L252 105H250L249 103V101L248 100H244L242 103H236V104H238L237 106H235V104L233 105V109H232V107H229V109H228V107L226 106V105H220V106H218V107H216V108H214L213 106H215L214 104H216L218 101H216L217 99L215 98V97H213V100L211 101V97L212 96H210V98H208L207 100H208V103H209V101H211V102H213L214 100H215V103H213V106L212 107H209L208 108V110H207V106L208 105H206L207 103V101L205 100V107L206 108H204V106L202 107V106H199L200 104L199 103H197L198 102V100L200 101V99L202 100V101H204L203 100ZM86 97V96H85ZM174 97H173V99H174ZM206 97V98H207ZM3 98H6L5 100L3 99ZM35 98V99H34ZM50 98V97H49ZM80 98V97H79ZM88 98L90 99V96L89 97H86L85 99H87L88 100ZM183 99V101L181 100V99ZM187 98H189V100L190 101H186L187 100ZM196 98H197V100H196ZM199 98V99H198ZM206 98H204V99H206ZM215 98V99H214ZM13 99V98H12ZM45 99L46 100H48L49 102H47V103H49L51 106H53L52 104H54V101L52 102V100H50V99H52V98H50V99H48V97H45ZM92 99V100H93ZM179 99H180V101H179ZM222 99H220V100H222ZM17 100V101H18ZM76 100V99H75ZM81 100V101H80ZM80 100L79 99H77L76 101H74L73 100V102H71L72 103V106H76V104H79V103H81L82 102V99L80 98ZM84 100V99H83ZM10 101H12V100H10ZM14 101H15V99H14ZM13 101V102H14ZM32 101V102H33ZM88 101H91V100H88ZM98 99H97V102L96 101H91V102H93L92 103V109L94 110V108H95V106H96V104H98L99 105V103H98ZM197 101V102H196ZM202 101H201V103H202ZM241 101V100H240ZM248 101V102H247ZM8 103H7V107L5 108L4 106H6V105H4V106H2V105H0V108L2 109V107L5 109L4 111H6L7 112V109H8V107L9 106H12L11 108H12V110L14 109L15 110V106L17 105V104H14L13 102H9V101H7ZM55 102H57L56 100H55ZM75 102V103H74ZM76 102H78V103H76ZM96 102V103H95ZM177 102V104L179 105V103ZM247 104H246V103ZM11 103L14 105H11ZM74 103V104H73ZM94 103H95V106H93L94 105ZM117 103V102H116ZM10 104V105H9ZM82 104V103H81ZM88 104H91L90 102L88 103ZM120 104V103H119ZM183 104H181L180 105V107H182L183 108ZM218 104V103H217ZM243 104H245V105H243ZM9 105V106H8ZM47 105V106H46ZM188 105V104H187ZM187 105H185V106H187ZM197 105H198V107H197ZM210 105H212V103L210 104ZM209 105V106H210ZM241 105V106H240ZM19 106V105H18ZM21 106V108L23 109V107ZM63 106V105H62ZM89 106V105H88ZM157 106V105H156ZM184 106V107H185ZM189 106V105H188ZM188 106H187V108H188ZM64 107V106H63ZM62 107V108H63ZM91 107V106H90ZM94 107V108H93ZM154 107V106H153ZM195 107H197V108H200V109H203V110H201L202 111V113H203V111L204 110H206L203 114H201L200 112V110H198V109H196ZM226 107H227V109H226ZM236 107V108H235ZM40 110H39V109ZM48 110H47V109ZM67 108H68V110H67ZM89 108V107H88ZM106 107H102V109H97V107L95 108V110H99V111H97V112H99V115L101 114L102 116L104 115V112H107V108L105 109ZM163 108L164 109H166V111L163 113ZM190 108V107H189ZM190 108V109H191ZM212 108V109H211ZM229 112V111H231L232 112V110H234L233 111V113H230L229 112V114H231V116L230 115H228V114H226V112L227 111H225V109ZM10 109V108H9ZM104 109V110H103ZM209 109H211V110H209ZM220 109V110H219ZM253 109H254V111H253ZM3 110V109H2ZM2 110H0V114H1V111ZM11 109H10V111H12ZM13 110V111H14ZM36 110V109H35ZM42 110V111H41ZM57 110V111H56ZM61 111L63 114H67L68 112H71V113H69L68 114V118H67V115H66V118L67 119H69V120H67L68 122L71 120V118H74L75 120V122L73 121V120H71V121H73V122H71V124L69 125V123L68 122H65V121H63V123L65 122V124L67 123L69 126H65V124L64 125H62L61 124V122H60V119H59V116H61V113L59 112V111ZM192 110V109H191ZM224 110V111H223ZM262 111V113L260 112V111ZM9 111V110H8ZM12 111V112H13ZM19 111H21V112H19ZM38 111H40V112H38ZM43 111H47V113H46V115H44L45 113L43 112ZM152 111H153V108H152ZM168 111V112H167ZM169 111H170V113H169ZM193 110H192V112H194ZM200 111V112H199ZM218 111L220 112V113H218ZM11 112V115L12 114H14V113H12ZM41 112H43L44 114H42ZM57 112V113H56ZM58 112H59V114L60 115H58ZM102 112H103V114H102ZM145 112H143V113H145ZM147 112L145 113V114H147ZM221 112H224L226 115H227V117L225 116V114L224 113H221ZM227 112V113H228ZM259 112V113H258ZM55 113L57 114V117H56V115H55ZM142 113V114H143ZM150 113H152V114H150ZM167 113H169L170 115H168V116H165ZM195 113V112H194ZM213 115H212V114ZM10 113L8 112V115H9ZM23 114L21 115L22 117H18V119L19 118H24V116H23ZM37 116H39V117H37ZM183 114V113H182ZM210 114V115H209ZM223 114V117H221V115ZM261 114V115H260ZM262 114H263V116H262ZM30 115V114H29ZM28 115V116H29ZM154 115V114H153ZM175 115H177V113L175 114ZM12 116H14V115H12ZM28 116H26L25 117V119L24 120H26L25 122L27 123V121L29 122L30 120H28ZM41 116H42V118H41ZM44 116V117H43ZM46 116H48V118L46 117ZM55 117L54 119L56 120L57 118V122H56V124L57 125H59V126H57L56 124H54V122H53V118L52 117ZM63 116V115H62ZM70 116H72L71 118H70ZM74 116V117H73ZM142 116H144V114L142 115ZM217 116V117H216ZM45 117L47 118V119H45ZM64 117V116H63ZM118 117V116H117ZM156 117V118H155ZM175 117H177V116H174V118ZM216 117V118H215ZM27 118V119H26ZM31 118V117H30ZM34 118V119H35ZM49 118H51L50 120H48ZM115 118H116V116H115ZM144 118V117H143ZM193 118V117H192ZM210 118V119H209ZM215 119L214 121H216V119H217V121H219V119H220V121L214 126V127H212L211 129H209L207 132H205L202 136H200L198 139H196L195 141H193V143H191L188 147H187V150H179V151H177L176 153H175V155H173V156H171V157H168V158H166L164 161H163V156H164V154L166 153H164L163 154V152L164 151H167V150H169L171 147H172V149L173 148H176V145H175V143L177 142V141H179V139L180 138H183V136L184 137H186L185 136V134L186 135H188V133L189 134H191V133H193V132H196L195 130H199L200 128H202L203 127V125L204 124H206L207 123V121L208 120H212V119ZM223 118V119H222ZM262 118V119H261ZM43 119H42V122H43ZM76 119H78V121H76ZM158 119L157 120H155V123H156V121H157V123L160 121H158ZM202 119V120H201ZM204 119V120H203ZM205 119H206V121H205ZM33 120V119H32ZM31 120V121H32ZM37 120H39V121H37ZM58 120H59V122H58ZM63 120H66L65 118L63 119ZM143 120V119H142ZM141 120V122H143ZM199 120H201V122L199 121ZM20 121L22 122V120L20 119ZM45 121H44V123H45ZM61 121H62V118H61ZM82 121V122H81ZM165 121V120H164ZM205 121V122H204ZM213 121V120H212ZM213 121V122H214ZM10 122V121H9ZM7 123L8 125L10 124V125H12L11 123L12 122H10V123ZM15 122L17 123V124H19L18 126L17 125H15ZM25 122H23V124H25ZM34 122V121H33ZM186 122V121H185ZM196 122V123H195ZM213 122H210V124H208L209 123V121H208V123L206 124V125H204V127H206V126H209V125H211ZM59 123V124H58ZM144 123V122H143ZM156 123V124H157ZM190 123H192V124H190ZM263 123V124H262ZM28 125H30L29 123H27ZM39 124V125H40ZM61 124V125H60ZM89 124V123H88ZM186 124H187V126H186ZM193 124H195V125H193ZM6 125V124H5ZM16 126V128L18 129V132H17V129H15L14 127ZM26 125V124H25ZM47 125V124H46ZM84 125V124H83ZM83 125L81 126V127H83ZM85 125H84V127H85ZM142 125V127H144V129H145V126L143 125V124H141ZM183 125H181V126H183ZM198 127H197V126ZM58 128H57V127ZM61 126H65L64 127V129L67 127V129H66V132L68 131V128H69V133L67 132V134H66V132H65V134L64 133H62L63 132V130L64 129H62V127ZM170 126V127H169ZM176 126V127H177ZM199 126H201V127H199ZM26 127H28V128H31V127H29V126H26ZM25 127V128H26ZM79 128V129H81V130H83L84 128ZM123 127H125V126H123ZM163 127H162V129H163ZM184 127V126H183ZM194 127V128H193ZM197 127V128H196ZM15 129V131H14V129ZM19 128H21V129H19ZM25 128H23V129H25ZM28 128H26V129H28ZM59 128H61V130H59ZM151 128V129H152ZM169 128V129H168ZM199 128V129H198ZM4 129V130H5ZM57 129H58V131H62L61 133L62 134H64V135H62V134H60V137H62V136H64V138L62 137V138H59V135H57L56 134V132H57ZM70 129H72V132H70L71 130ZM173 129V130H172ZM120 130V131H121ZM148 131V129H145V131ZM169 130H171V131H169ZM185 130H187V131H185ZM6 131H10V130H6ZM13 131V132H12ZM19 131H21L23 134H19V133H21V132H19ZM32 131V132H31ZM65 131V130H64ZM189 131H192V132H189ZM17 132V133H16ZM79 131H76V132H74V133H76V135L78 134V136H79V134H80V136L81 135H84L85 134V132H84V130L83 131H81L82 132V134H81V132H79ZM169 132H171L170 134H169ZM174 132V131H173ZM187 132V133H186ZM30 133V134H29ZM31 133L33 134V138H29V136L31 135ZM58 134H59V132H57ZM180 133V134H181ZM184 133V134H183ZM50 134V135H49ZM68 134H70V135H68ZM120 134V133H119ZM160 134V133H159ZM40 137H38V136ZM53 135V136H52ZM67 135V136H66ZM73 135V134H72ZM169 135H170V137H171V139H170V137H169ZM176 135V136H175ZM23 136L25 137V138H23ZM53 138H52V137ZM55 136V137H54ZM73 136H75V135H73ZM175 136V137H174ZM7 137V139L5 140V141H7V140H9V138ZM30 137H32V136H30ZM39 138V139H37L38 141H35V139L36 138ZM178 137V138H177ZM69 138V139H70ZM89 138H90V140H89ZM97 138H99V139H97ZM152 138V137H151ZM158 138H160V139H162L161 140V142L162 143H159V139ZM173 138V139H172ZM176 138H177V140H176ZM2 139V138H1ZM24 139V140H23ZM28 139V140H27ZM31 139H32V141H31ZM49 139V140H48ZM61 139H63L64 141H62ZM97 139V140H96ZM163 139H164V141L166 142V144H163L164 142H163ZM15 140V141H14ZM21 140V141H20ZM46 140V139H45ZM88 140V141H87ZM98 140H100V142L99 143H97L98 142ZM144 140L147 142H145L144 143ZM159 140V141H158ZM174 140V141H173ZM3 141V142H2ZM151 141V142H150ZM169 141V142H168ZM31 142V143H30ZM42 141L41 142H39L40 144L41 143H43ZM103 143V145L101 144V146H99L100 145V143ZM148 142H149V144H148ZM256 142H257V144H256ZM21 143H19V145H18V143H15L13 146H14V148H17L18 150V152H20L19 153V156H21V155H23V156H25L26 154H28V152H26L25 153V155L23 154L24 152L23 151H25V150H27V151H29L28 150V147L30 148V146L27 144V143H24L25 145L27 144V148H24V147H26L25 145H22V147H23V151H21L22 150V148L21 147H19V146H21L20 144ZM32 143V144H33ZM46 143V144H47ZM96 143L97 144H99V145H96ZM125 143V144H124ZM140 143V144H139ZM153 143V144H152ZM174 143V144H173ZM0 144V145H1ZM39 144V145H40ZM45 144V143H44ZM43 144V146H41L40 145V147H42V148H47V147H49L50 146V144H49V146H48V144H47V146H45ZM60 144H62V145H60ZM132 145L131 146V148L133 147V145L135 146V148L134 149H130V145ZM139 144V145H138ZM142 144V145H141ZM143 144H145L144 146H145V148L143 147ZM148 144V145H147ZM155 144V145H154ZM157 144V145H156ZM161 144V145H160ZM168 144V145H167ZM170 144V145H169ZM177 144V143H176ZM18 145V146H17ZM34 145V144H33ZM33 145H31V148L30 149H32V147H33ZM122 145H123V147H122ZM125 145V146H124ZM126 145H129V146H126ZM152 145H154L152 148L150 147V146ZM164 145V146H163ZM167 145V146H166ZM173 145H175V147L173 146ZM35 146L37 147V144H35ZM98 146V147H97ZM103 146V147H102ZM141 147V148H138V147ZM149 148H148V147ZM165 146H166V149H165ZM39 147V146H38ZM52 147V146H51ZM101 149H103V150H101ZM129 147V151L128 152H126V148H128ZM137 147V148H136ZM161 147L162 148H164V151H162V149H161ZM170 147V148H169ZM19 148H21V149H19ZM53 148V147H52ZM125 149V151H124V149ZM154 148V149H153ZM25 149V150H24ZM106 149V150H107ZM114 149V155H113V152H112V150ZM140 149V150H139ZM142 149V150H141ZM145 149V150H144ZM152 149V150H151ZM157 149V150H156ZM160 149V153L162 154V155H160V153H159V150ZM45 150H47V151H49L50 150V148H48V149H45ZM71 151H74V150H72V149H70ZM86 150V151H85ZM155 152H154V151ZM15 151V152H14ZM74 151V152H75ZM85 151V152H84ZM110 151H111V153H112V155H108V153H110ZM138 151H140V152H138ZM4 152H5V150H4ZM11 152H13V153H11V157L9 156L10 155V153L8 154V158H9V160L11 161V159H12V161H14L15 160V158H14V155L15 154H17L18 155V153H16V149H12L11 150ZM30 152V151H29ZM95 152L97 153V154H95ZM153 152V153H152ZM157 152H158V154H157ZM15 153V154H14ZM104 154V156H106V157H104V156H102L103 154ZM110 153V154H111ZM131 154V157H129L130 155L129 154ZM134 153V154H133ZM101 154V155H100ZM106 154V155H105ZM128 154V155H127ZM151 154V155H150ZM153 154V155H152ZM157 154V155H156ZM12 155H13V158H14V160H13V158H12ZM148 155V156H147ZM150 155V156H149ZM65 156V157H66ZM108 156H110V158L108 157ZM119 156V157H120ZM134 156H138L137 158L136 157H134ZM141 156H143V158H140ZM151 156H153V157H151ZM162 156V158H160ZM15 157H17V158H19L18 156H15ZM87 157V158H86ZM102 157H104V158H102ZM128 157H129V159H128ZM238 157V158H237ZM245 157V156H244ZM17 158H16V160H17ZM50 158H52V156H50ZM54 158V157H53ZM150 158V159H149ZM152 158V159H151ZM160 158V159H159ZM4 159V160H3ZM55 159V158H54ZM65 159V158H64ZM87 159H89V160H87ZM111 159V160H110ZM113 159H115L114 161H112ZM119 159V160H118ZM128 161H127V160ZM136 159V160H135ZM142 159H145V161L144 160H142ZM15 160V161H16ZM124 160H125V162H124ZM130 160H132V161H130ZM148 160V161H147ZM149 160H151L150 162H149ZM241 160V159H240ZM239 160V161H240ZM11 161V162H12ZM39 161H43V158H41V160H39ZM48 161V162H47ZM72 161V159H70V162ZM88 161H89V163H91L90 164V166H88L89 165V163H88ZM112 161V163L109 165V163ZM116 161H118V162H116ZM121 161V162H120ZM127 161V162H126ZM134 161V162H133ZM135 161H136V163H135ZM235 161V162H236ZM68 162H69V160H68ZM73 162V161H72ZM86 162L88 163V164H86ZM99 162V163H98ZM115 162V163H114ZM124 162V163H123ZM234 161L232 162L233 164H231V167H232V165H234V163H235ZM58 163V164H57ZM113 163H114V165H115V167H112V166H114L113 165ZM122 163V164H121ZM129 163H131V164H129ZM134 165H133V164ZM237 163V162H236ZM8 164V163H7ZM79 164V163H78ZM101 164V165H100ZM103 164V165H102ZM118 164V165H117ZM127 166H126V165ZM146 164V165H145ZM38 165V166H37ZM58 165V166H57ZM84 165V166H85ZM112 165V166H111ZM130 165V166H129ZM137 165V166H136ZM5 166V167H4ZM79 166H80V168L81 169H79ZM103 166V167H102ZM108 166H111V167H108ZM122 166V167H121ZM124 166L126 167L125 169H124ZM235 166V165H234ZM257 166H259V165H257ZM53 167V168H52ZM58 167V168H57ZM74 167H78V172H77V169L75 170L74 169ZM90 167V168H89ZM117 167H118V169H117ZM129 167V168H128ZM221 167V168H220ZM261 167L263 168L264 167V165H262L261 164ZM37 168H38V170L40 171V170H42V171H40V174L38 175L37 174V172H39V171H37ZM40 168V169H39ZM51 168H52V170H51ZM108 168L110 169V168H112V169H110V170H108ZM114 168V169H113ZM116 168V169H115ZM123 169V170H121V169ZM144 168V169H143ZM258 168V167H257ZM257 168H256V170L255 171H258L257 170ZM259 168H260V166H259ZM262 168H260V170H262ZM2 169V170H1ZM6 169H8V171L6 170ZM34 171H33V170ZM55 170V172L57 171V169H59L58 171H60L59 173L58 172H56V173H54V170ZM84 169H86V170H84ZM88 169V170H87ZM126 169H127V171L129 172H127L126 171ZM130 169V170H129ZM141 169H143V171L142 172H139ZM218 169H220L219 171H218ZM74 170L78 173H75L74 172ZM80 170H82L81 171V173L82 174H80ZM223 170V169H222ZM221 170V171H222ZM241 170V169H240ZM240 170H239V172H240ZM6 171H7V173H6ZM45 171V172H44ZM47 171V172H46ZM91 171V172H90ZM104 171V172H103ZM110 171H112V172H115L114 174H116V172L118 173V174H116V176L117 175H119V172L121 171V173H120V175L118 176V178H120V179H118V178H116V179H118L117 180V182L120 180L121 182L122 181H124V182H122V185L120 184L121 182L119 181L118 182V185L116 184L117 182H116V180L114 181V179L115 178H113V179H109V178H112L114 175H113V173L112 172H110ZM122 171H124V172H126V173H124V172H122ZM264 170H262V171H260L262 174L264 173L263 172ZM42 172V173H41ZM101 174H100V173ZM103 172V173H102ZM132 172V173H131ZM139 172V176L136 178V180H135V184H134V186L130 189V192L126 195V197H125V199H124V201L121 203V205L120 206H118V208L116 207V209L114 208H110V206L111 207H114L115 205H111V204H108V202L110 203V201H106V202H104L103 200L105 199V197L108 195H110L111 194V192H117L116 191V189L117 190H122V189H125V188H128L129 187V183H130V181L133 179V177H134V174H136V173H138ZM215 172H219V174H218V178H216V176H217V174H215L214 175V173ZM238 172V173H239ZM242 172V171H241ZM259 172V171H258ZM257 172V173H258ZM5 173V174H4ZM35 173L36 174V176H35V174L33 175V174ZM46 175H48V176H45V174ZM64 173H65V175H64ZM77 175V177L79 178L78 180H75V178H73V177H75V174ZM109 173V175H107V174ZM261 173H259V175L261 174ZM31 174V175H30ZM41 174H43V176H40ZM54 174V175H53ZM55 174H57V177H54L53 178V176H55ZM67 174L68 175H70V179H69V176L67 177ZM93 174H94V176H93ZM104 174H106V175H104ZM126 174V175H125ZM131 174V175H130ZM211 174H213L214 176L213 177H210V175ZM240 174V173H239ZM34 176V179H33V177L32 178H29L30 176ZM58 175H61L62 176V179H60V177L61 176H58ZM80 175V176H79ZM91 175H92V177H91ZM110 175H111V177H110ZM123 175V176H122ZM138 174H136V176H137ZM29 176V177H28ZM38 176H40V177H42V180H41V178L40 177H38ZM73 176V177H72ZM101 176V177H100ZM105 176V178L103 179V177ZM116 176H114V177H116ZM121 176H122V179H121ZM125 176V177H124ZM132 176V177H131ZM209 176V177H208ZM212 176V175H211ZM264 176V175H263ZM5 177H7L10 181H12L11 183H10V181L7 179V178H5ZM44 177V178H43ZM64 177V178H63ZM65 177H67V179L65 178ZM97 177V178H96ZM99 177H100V180H98L99 179ZM128 177V178H127ZM129 177H130V179H129ZM261 178H262V176H260ZM36 178V179H35ZM39 178V179H38ZM55 178H57V179H55ZM72 178L74 179V181H78V184L76 183V182H73V180H72ZM89 178H92V179H89ZM124 178H127V179H124ZM258 178V179H257ZM256 179L257 180H253V181H250V180H252V179H250L249 178V182L247 183V184H245V187H246V189H249L250 191H256L257 193H258V197H259V200H261V201H263V204H262V207H261V209H260V211L259 212H257V213H260V214H256V212L253 214V216H255V219H256V221L255 220H253L252 221V219H251V217H249L250 215H248L247 217L249 218V219H247L246 218V224H248L250 221H251V223L252 222H257L258 220L260 221L261 220V225H263L264 226V220L262 221V219H264V217H262V216H264V177L262 178V179H259V177H257ZM47 179V180H46ZM58 179H60L59 181H60V183H57V182H59L58 181ZM63 179H66V180H64V182H63ZM72 180V182L74 183L73 185H75V186H73L72 185V183H70V181ZM84 179H86V180H84ZM103 181H102V180ZM128 179L130 180L129 181V183H128ZM207 179H208V181L209 182H207ZM253 179H255V178H253ZM7 180V181H6ZM19 180H21V182L19 181ZM62 180V181H61ZM82 180V181H81ZM95 180V181H94ZM107 180H109L108 181V183H109V187L111 188V189H113V190H115V191H110V188H108L107 186V188L106 187H104L105 185L103 184V182H105V183H107ZM112 180V181H111ZM204 181L205 180V182H203L202 184H200L199 185V183H200V181ZM9 181V183H10V186H8L9 184L7 183ZM15 181H16V183H18L17 185H15ZM89 181L91 182V184L89 183ZM93 181V182H92ZM37 182V183H36ZM67 183V185H66V183ZM101 182V183H100ZM52 183V184H51ZM55 183V184H54ZM112 183V184H111ZM113 183H115V184H113ZM127 183H128V185H127ZM8 184V185H7ZM49 184L51 185V186H49ZM54 184V185H53ZM258 184V185H257ZM14 185V186H13ZM46 187H45V186ZM66 187H65V186ZM82 185V186H81ZM87 185V186H86ZM93 188V190H91V188H90V186ZM111 185V186H110ZM115 185V186H114ZM2 186V187H1ZM24 186V187H23ZM25 186H26V188H25ZM64 186V187H63ZM67 186L69 187V188H67ZM77 186V187H76ZM86 186V187H85ZM89 186V187H88ZM98 186V188H96ZM113 186V187H112ZM116 186H120V187H116ZM128 186V187H127ZM198 186V187H197ZM258 186V187H257ZM260 186V187H259ZM17 187H19V188H17ZM32 187H33V189H32ZM36 187V188H35ZM72 187V188H71ZM74 187V188H73ZM79 187H80V189H79ZM104 187V188H103ZM11 188V189H10ZM21 188V189H20ZM25 188V189H24ZM28 188V189H27ZM67 188V190L70 192L71 190H72V192H68L67 190H64V189H66ZM81 188H83V189H81ZM89 188V189H88ZM94 188H96L97 189V192H96V190L94 189ZM105 188H106V190H105ZM114 188H116V189H114ZM120 188H122V189H120ZM23 189L25 190V191H23ZM27 189V190H26ZM70 189V190H69ZM22 190V191H21ZM79 190V191H78ZM92 192H91V191ZM196 190V189H195ZM3 191V192H2ZM16 191H18V192H16ZM31 191H33V192H31ZM67 191V192H66ZM81 191V192H80ZM85 191V192H84ZM87 191V192H86ZM93 191H94V197L96 198H92V193H93ZM106 191V193H107V195H106V193L105 194H103L102 195V193H104ZM118 191V192H119ZM261 191V192H260ZM7 192V193H6ZM23 192H26V195L27 196H25V193H23ZM44 192V193H43ZM65 194H64V193ZM75 192V193H74ZM84 192V193H83ZM109 192V193H108ZM190 192V193H189ZM9 193V194H8ZM13 193V194H12ZM49 193V194H48ZM80 193H82L81 195H80ZM88 194V196H86L87 194ZM97 193V194H96ZM16 196H15V195ZM60 194V195H59ZM78 194L81 196H78ZM86 194V195H85ZM92 196H91V195ZM117 194V193H116ZM246 194H247V196H248V191H246ZM7 195V196H6ZM12 195V196H11ZM52 195H55V196H52ZM56 195H58V196H56ZM72 195H74V196H72ZM91 196V198H90V196ZM98 195H99V197H98ZM106 195V196H105ZM249 195H251V193L249 192ZM263 195V196H262ZM10 196V197H9ZM21 196V197H20ZM23 196V197H22ZM30 196V197H29ZM31 196H33V197H31ZM52 196V197H51ZM72 196V197H71ZM76 196H78V197H76ZM101 196V197H100ZM186 196V197H187ZM7 197V198H6ZM12 197V198H11ZM71 197V198H70ZM86 197V198H85ZM9 198V199H8ZM16 198H19V199H16ZM29 198H30V200H29ZM50 198V199H49ZM55 198V199H54ZM58 198V199H57ZM67 198H70L68 201H67ZM82 198V199H81ZM101 200H100V199ZM103 198V199H102ZM188 198V197H187ZM3 199H5L4 201H3ZM32 199V200H31ZM62 199V200H61ZM66 199V200H65ZM91 199H95L94 201H92ZM98 199V200H97ZM2 200V201H1ZM9 200V201H8ZM53 200H55V201H53ZM60 200V202H56V201H59ZM65 200V201H64ZM95 201H100L99 203L97 202L95 205H93L92 204V202H95ZM2 202V203H1ZM6 202V203H5ZM56 202V203H55ZM62 202V203H61ZM177 203V206H176V203ZM206 201H204L203 203L204 204H206L205 203ZM50 204V205H49ZM59 204V205H58ZM98 204V205H97ZM104 204H106V208H104V207H102L101 205H103V206H105ZM204 204H203V206H204ZM43 205V206H42ZM58 205V206H57ZM4 206H5V208H4ZM52 206V207H51ZM53 206L55 207V210H54V208H53ZM95 207V209H94V207ZM102 207V209L101 208H99L100 210L99 211H103L104 212V214H103V212L101 213V212H99L98 211V209H97V207ZM162 206H167V208H165V207H162ZM208 207L209 206V204L207 203L204 207ZM108 207H109V209H110V211H109V209H108ZM174 207V208H173ZM13 208V209H12ZM50 208H52V209H50ZM56 208H58V210L56 209ZM162 208V209H161ZM96 210V211H94V210ZM105 209H107V210H105ZM178 209V208H177ZM209 209H210V206H209ZM211 209H212V211H213V207H211ZM105 210V211H104ZM153 210V211H152ZM166 210H163V211H161V212H164V211H166ZM205 210H207V211H209L210 212V216L208 217V218H206L209 214V212H207V211H204V214H203V216L202 217H204V220H203V218H202V220L205 222V221H208V220H210V218H215L216 216L218 217V215L216 214V209H214V211L215 212H213V213H211L212 211H210V210H208V208L206 209L205 208ZM44 211V212H43ZM97 213V212H99V213H97L96 215H94L95 213ZM107 211V212H106ZM106 212V213H105ZM207 212V213H206ZM24 213V214H23ZM28 213V214H27ZM33 213H36L35 215L33 214ZM94 213V214H93ZM206 213V214H205ZM216 214V216H215V214ZM15 214H17V216L15 215ZM19 214H20V216H19ZM22 214V215H21ZM101 214H103L102 216H101ZM213 214V215H212ZM256 214V215H255ZM9 215V216H8ZM10 215H13V216H10ZM14 215H15V217H14ZM99 215L102 217H99ZM153 215H154V218H152L153 217ZM257 215H260V216H257ZM9 218H8V217ZM92 216H95V217H92ZM159 216V215H158ZM252 216V215H251ZM252 216V218H254ZM257 216V217H256ZM260 217V219H258ZM5 218V219H4ZM96 218H100L99 220L98 219H96ZM140 218V219H139ZM208 219V220H206V219ZM91 219H93L94 220V222H92V225H91V222L90 221H93V220H91ZM85 220H88V222L86 221L85 222ZM96 220V221H95ZM248 220H249V222H248ZM82 223H85V224H87V225H85V226H81V222ZM99 221V222H98ZM101 221V222H100ZM138 221V222H137ZM154 221V220H153ZM259 221H258V223H259ZM78 222V223H77ZM248 222V223H247ZM146 223V224H145ZM258 223H253V224H250L249 223V225H256V227L258 228V227H260V224L258 225ZM78 224V225H77ZM90 226H89V225ZM81 226V227H83L82 228V230L85 228V230H83L84 231V234H82L83 233V231L82 230H80L81 229V227H77V226ZM144 225V227H142ZM249 225H247V227L249 226ZM75 226V229L73 228ZM88 226V227H87ZM146 226H147V228H146ZM262 226V227H263ZM76 227H77V230H76ZM250 228H246V229H244V230H246L245 231V233L247 234V231H248V237L250 236V233H249V231L250 232H252V240H250L249 238H251V236L248 238L247 236H245L246 234L244 233V231H242L245 235V237L246 238H248L249 240V243H248V241L246 240V238L245 237H240L239 239H241L240 240V243L238 242V243H236V245H234V242H235V240L233 239V240H231L232 241V244H229V246H228V241H227V245H224L223 243H225L226 244V242L225 241H222V242H220L222 239L224 240V238H223V236L222 235H220V236H217L216 237V240H218L219 239V242H217L216 240H215V242L213 243V244H211L210 246H212L213 247V249L211 250V249H209V248H212V247H210V246H208L207 248L209 249V250H211L212 252H213V254L214 255H216V259L213 257V255H211L212 253H210V251H207V248L205 249V252H204V250L203 249H200V251H199V253L200 252H204L205 253V255H203L204 253H202V255H203V258L201 257L202 255H200L199 253H198V258H196V259H190L191 257L192 258H194V256L195 255H193V252H195L196 250L195 249H197V248H192V249H189V247L187 248V247H185L184 249L186 250V248L188 249V253H186L185 252V254L187 255V258L188 257H190L188 260H198L199 259V256L202 258H200L201 259V262H200V264H214L215 263V261H216V263L218 262L219 264H221L222 262H219V261H223V258H224V261H229V259L230 258H232L233 256H234V260H237L238 261V259H235V258H240L241 256L242 257H249V260H248V263H246V264H252L253 263V261L252 260H254V262L255 261H257V262H259V260L262 262H260V263H256L255 262V264H264L263 262V259H260V258H264L263 256H264V254H261L262 252L264 253V251H263V249L264 248H262V247H264V245H262V244H264V243H262V242H264V238H260V237H262V234H261V236L259 235L260 233H258V232H261V231H263L264 229L263 228H261L260 227V230L259 229H257V228H255L254 226H253V228H252V226H249ZM143 228H145V229H143ZM148 229V230H147ZM248 229H250V230H248ZM256 230L255 232L254 231H252V230ZM261 229H263V230H261ZM74 230H76V231H78L79 230V232H81V235L83 236V235H85L84 237H85V239H86V242H87V240H88V242L87 243H85V239H82V238H84V237H80V233H78V235H79V237H80V240H79V237L77 238V236H76V238H74V236L73 235H75V234H77L76 233V231H74ZM150 230V231H149ZM259 230V231H258ZM142 231H144V232H142ZM154 231H156V232H154ZM72 232V233H71ZM75 234H74V233ZM86 232H87V234H86ZM109 233V234H108ZM122 233H124L123 235H122ZM127 233H129V235L127 234ZM145 233V234H144ZM256 233V234H258V235H256L255 234V236H256V238H259V239H261L262 241L260 242V240L259 239H257V241H256V239H255V237H253L254 236V234ZM261 233H264V231L263 232H261ZM72 236H71V235ZM113 234V235H112ZM242 234V233H241ZM113 237H112V236ZM115 235V236H114ZM125 235V236H124ZM70 236H71V238H70ZM89 236V235H88ZM221 236H222V239H221ZM225 236V238H227L226 237V235H224ZM241 236H243V234L241 235ZM73 237V238H72ZM263 237H264V234H263ZM67 238H70V240H79V242H77L76 241V243H75V241L73 242V245L70 243L71 241L69 240V242H68V240L66 241V239ZM218 238V239H217ZM253 238H254V240H253ZM110 239V240H109ZM143 239H145V241L143 240ZM155 239V238H154ZM155 239V241L156 242H158L159 241V239H157L156 240ZM221 239V240H220ZM239 239L238 240H236V242L237 241H239ZM66 242H65V241ZM150 241V242H147V241ZM163 240L165 241L164 243H163ZM226 240V239H225ZM227 240H229V238H227ZM258 240H259V242H260V244H261V246L262 247H260V244H259V242H258ZM111 241V242H110ZM139 241V240H138ZM143 241L145 242V243H143ZM231 241H230V243H231ZM241 241H243L244 243H245V241H247L246 243H247V245H245L246 247H248V245L251 247V249H252V246H253V250H255V251H253V252H255V254L258 256V257H260L261 255H262V257H260L259 259L257 258V257H254V256H252L253 254V252L251 251L250 252V247L249 248H246V249H244L245 248V246H243V242L241 243ZM253 241H255L256 243H254V245H252L251 246V243L253 244ZM57 242V243H56ZM64 242H65V244H66V246L67 247H65V249H63L61 246H63V245H58V247L56 246L57 244H64ZM67 242L70 244H67ZM80 242H82V243H80ZM140 242V241H139ZM152 242H154V243H152ZM162 242V243H161ZM251 242V243H250ZM53 243H55V244H53ZM148 243H152L153 244V247H151V245H150V247L148 246ZM216 243H218V244H220L219 246H221V248L222 247H224V246H228V249L232 246L233 248H234V246L235 247H239L240 245L242 246L241 247V249H240V247H239V249H237L236 248V251H237V253H236V251H235V255H234V251H233V253H232V251H231V249H232V247L230 248V250H228L226 247H224V248H222L221 249V251L222 252H224L226 249H227V251L230 253V251H231V253L230 254H232L231 255V257L229 256V253L228 252H226V254L229 256V257H226L227 255H225V257H223L222 258V256L225 254V253H222L221 251V257L219 258V259H221V260H219L218 259V257L220 256V254H217V252L219 251V247H218V244H217V247L216 248H219L217 251L215 250V244ZM259 244V248H258V244ZM64 244V245H65ZM143 244V245H142ZM144 244H147V245H144ZM166 244V243H165ZM164 244V245H165ZM237 244H239V245H237ZM256 244H257V246H256ZM69 245V246H68ZM224 245V246H223ZM231 245V246H230ZM55 246V247H54ZM60 246V247H59ZM144 246H148V249H146L147 247H144ZM71 249H70V248ZM87 247V248H86ZM154 247H156V248H154ZM244 247V248H243ZM257 247V248H256ZM55 248V249H54ZM58 248H60L61 249V253L59 252V251H57V249ZM144 248V252H142L143 250H141V251H139V253H138V251H136V249H143ZM149 248H150V250L153 252H149L150 250H149ZM152 248H154V249H156L157 251L154 253V251L155 250H153ZM191 248V247H190ZM226 248V249H225ZM255 248V249H254ZM159 249V250H158ZM161 249V250H160ZM176 249V248H175ZM179 249V250H178ZM223 249H225L224 251H223ZM248 249V250H247ZM250 249V250H249ZM260 250L261 249V253L260 252H256L257 250ZM59 250V249H58ZM130 250H134V251H136V253H133V251H130ZM145 250H147L148 251V253L150 254V253H152V254H150V255H148V253H147V251H145ZM163 250V252H161ZM172 250H174V248L172 249ZM172 250H170V252L169 253H172ZM178 250V251H177ZM177 250H175L176 252H174V254H178L179 253V251H181L180 250V248H177ZM183 250V249H182ZM195 250V251H194ZM238 250H239V252H240V254H238ZM241 250V251H240ZM244 250V251H243ZM258 250V251H259ZM159 251V252H158ZM189 251H193L191 254L193 255H189L190 254V252ZM216 251V252H215ZM242 251L243 252H247V254L248 255H251V257H252V259L250 260V256H247V254H245V256H244V253L243 254H241L242 253ZM249 251V252H248ZM73 252H75V253H73ZM85 252H87V253H85ZM99 251H97L94 255H93V253H92V256L91 257H94V259H96L99 255H101L100 254V252L98 253ZM128 252H129V254H128ZM182 252V251H181ZM197 252V251H196ZM245 252V253H246ZM53 253V254H52ZM57 255H56V254ZM59 253V254H58ZM79 253V254H78ZM118 253H120V254H118ZM131 253V254H130ZM158 255H157V254ZM210 254V260H211V258L213 259V262L212 263H209L208 261H209V258L207 257L208 256V254ZM259 253V254H258ZM50 254V255H49ZM52 254V255H51ZM83 254H86V255H83ZM97 254V255H96ZM99 254V255H98ZM113 254V255H112ZM123 254H125V255H123ZM164 254H162V255H164ZM194 254H197V253H194ZM206 254H207V256H206ZM237 254V255H236ZM261 254V255H260ZM54 255H56L55 257H56V260H55V258H54ZM74 255H77V256H74V258H73V256ZM79 255V256H78ZM89 255H91V253L89 254ZM88 255V256H89ZM95 255H96V257H95ZM134 255V256H133ZM136 255V256H135ZM142 257H141V256ZM239 255H241L240 257H239ZM82 256V257H81ZM87 256V258H91V257H88ZM102 256V255H101ZM101 256H99V258L101 257ZM121 256V257H120ZM128 256H130L129 258H128ZM165 256V255H164ZM163 256V257H164ZM204 256H206L207 258H208V261H207V259H206V257H205V260L204 261H202L203 259H204ZM50 257H52V258H50ZM118 257V258H117ZM156 257V258H157ZM253 257H254V259H253ZM20 258V259H19ZM49 258L51 259V260H49ZM54 258V259H53ZM72 258V259H71ZM75 258H77V259H75ZM79 258V259H78ZM127 258V259H126ZM246 258H240V259H246ZM39 259H41V260H39ZM53 259V260H52ZM71 259V260H70ZM118 261H116V260ZM123 259V260H122ZM166 261L167 260H169L168 258H164ZM214 259H215V261H214ZM227 259V260H226ZM233 259V258H232ZM255 259H257V260H255ZM113 260H115V261H113ZM132 260V261H131ZM140 260V261H139ZM231 260V259H230ZM234 260H231L232 262H223V264H226V263H230V264H235V262L233 263V261ZM243 260H241V261H243ZM4 261V262H3ZM19 261V262H18ZM54 261V262H53ZM70 261H72V263H70ZM73 261H75V262H73ZM122 261V262H121ZM138 261V262H137ZM149 261V262H148ZM164 261V260H163ZM165 261V262H166ZM240 261V262H241ZM245 261V260H244ZM244 261H243V263L241 262H238L239 264H245L244 263ZM246 261H247V259H246ZM250 261V262H249ZM21 262V263H20ZM40 262V263H39ZM48 262V263H47ZM60 262V263H59ZM111 262V263H112ZM117 262V263H116ZM120 262V263H119ZM165 262H163L164 264H167V263H165ZM199 262H198V264H199ZM205 262H207V263H205ZM211 262V261H210ZM78 263V262H77ZM112 263V264H113ZM151 263V262H150ZM170 263V262H169ZM190 263H192V264H197V262H190ZM217 263V264H218ZM237 263V262H236ZM237 263V264H238ZM65 264V263H64ZM106 264H110V262H108V263H106ZM152 264V263H151ZM153 264H159L158 262L156 263H153Z\"/></svg>", "mask_w": 264, "mask_h": 264}]
</instances>
